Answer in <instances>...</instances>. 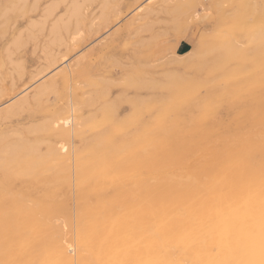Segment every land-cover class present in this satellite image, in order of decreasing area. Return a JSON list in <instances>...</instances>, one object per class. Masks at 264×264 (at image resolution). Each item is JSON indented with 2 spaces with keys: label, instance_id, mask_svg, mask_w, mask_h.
Segmentation results:
<instances>
[{
  "label": "rangeland",
  "instance_id": "374dc122",
  "mask_svg": "<svg viewBox=\"0 0 264 264\" xmlns=\"http://www.w3.org/2000/svg\"><path fill=\"white\" fill-rule=\"evenodd\" d=\"M162 1H164V0H155V1H151V0H25V1L24 0H0V137H1L0 142L2 140L0 145L5 148L2 150L0 149L1 151H4V152H0V155H1L0 158H3L5 155V157L3 159H7V160H3L5 163L3 161H0V167H1L0 168V176L2 177L3 175H6L7 176L6 179L8 180L4 184L1 185L2 186L1 188L3 190H5V194L4 195L2 194L4 197L2 200L3 202L1 201V203H3L2 209L4 211H11L12 210V207H11L12 201L15 199V197H18V195H20V197H19L20 199L22 196L21 200L19 198H16L17 200H20V205L22 207L21 208V214H22V216H24V218H28L32 221H35L36 224L33 228L30 227V229L28 228L29 226H25V231H24L25 232V239L23 242L19 241L18 243L21 245L25 244L23 246L26 247V251H28L27 253L37 252L43 257V258H41V256L39 257L38 264H39V262L40 263L42 262V264H44L46 262V260H44V257H50L49 259H51V256L53 257L54 252H53V249L50 250V248H54V250H55L54 246H56L55 244L58 243L57 240H59V242H61V240H62L61 237H63L62 235L66 234L67 236H72V234H73L72 231L74 230L75 225L79 226V224H80L79 213L80 214L85 213L88 209H92L93 207L97 206L98 209L95 208L96 209L95 212L96 213L99 212L98 213L99 215H97V216L105 217L107 215L106 213L108 211L106 210V208H104V206H107V202H108V205L115 204V202H118L115 205L119 206L120 208H123L125 205V202H123L124 199H118V201H116L115 199L114 200H112V199L118 193H121L122 191H128V190L136 189L138 186V181L136 182V179L137 178L139 179L140 178L139 176H142V177L152 176V178L149 177L148 180H151L153 182L152 183L153 186L155 183L154 187L157 188L156 191L160 190V192H157L155 194V197L152 200V201H157L159 199L156 203L152 202V204H153L152 208L154 207L153 209L155 210V208H159L161 206V208H159V209L166 212L172 207L176 208L177 206H182L185 208L186 207L189 208L190 206L198 205L203 198H212L213 197V196L209 195V194H211V195L215 194V192H213L212 190L216 191V194L218 192L217 199H219V195L222 193L224 194L223 197H220V198H222L221 199L222 201L225 199L224 197L228 198V199H225L223 202H225V201L228 202V200L230 202H232L233 200H238L239 193H241L245 187H247L251 183H253L252 180H254V179H252V177H251L252 175L249 176V174H254L255 172L257 173L259 170L261 171V169L264 170V168H263L264 166L261 165L262 163L264 164V155H263L264 154L263 153L264 152V138H263L264 137V97H263L264 96V81H263L264 80L263 79L264 78V70H263L264 69V64H263L264 63V55H262L264 53L263 52L264 49L262 48L259 50V48H256L258 45L256 41H251L248 37L238 35L239 36V37L237 36L238 42H239L238 45L241 46L240 43H242V45H246V46H241L242 49L246 50V47L249 49V51L248 50L246 51L249 53V54H247L248 57L246 55V57H244L246 59H244L243 57L234 58V60L231 59V61H233V62H228V64L227 63L225 64V62L229 61V60L224 58L225 56H227L225 44H224V47H223V45H221V44H223L222 42H225V41H223L224 39L222 37H224L228 41L229 38H235L237 33H239V32H237V30H235L233 32V28L231 29V25H233L232 23H234V21L242 20L243 22H245V24H248V22L252 23L256 19V17H255L256 14L252 13L250 8H248V10H250V12H248V10H247L248 13L246 12V10L242 11V9H243L242 3H244V0H240V2H239V0H238V2H235L236 0H198L197 2L199 4L197 3L194 6H192V5L189 6L188 0H178V1L177 0H165L164 2H162ZM179 1H181V2H179ZM183 1H184L185 5H184V3H182ZM185 1L187 2V4ZM249 1H250V4L255 5L253 2L254 0L253 1L248 0V2ZM255 1H256L255 7H257V10L259 12L264 7L263 6L264 0H255ZM160 2H162V3H160ZM178 2H179V5H181V3H182V6L184 8L179 6ZM155 3H156V6H155ZM164 3H166L167 5H165ZM74 4H75V6H74ZM149 5H152L153 11L151 9V11H150L151 13L150 12L149 13L144 12V9ZM175 5H176V7H174ZM236 5H238V7ZM77 6H78V8H77ZM160 6H162V7H160ZM239 6H240V8L242 7L241 10H240ZM192 7H194V8H192ZM52 8H54V9H52ZM171 8H173L175 10V12H174V10L172 11ZM182 8H183V10H182ZM190 8H192V9L190 10ZM232 8L238 9L240 11H238V10L234 11ZM160 10H163V11H160ZM70 11H72V12H70ZM178 11H180V13ZM185 11H186V13H184ZM156 12L158 13V15ZM171 12H172V14H171ZM69 14H71V16ZM140 14H142V15H141V18L139 19ZM178 14L180 16H178ZM222 14H224V15H222ZM239 14H241V16L243 18L241 16H239ZM252 14H253V16H251ZM210 15L211 16L213 15V16L210 17ZM232 15H233V17H232ZM220 16H221V18H218ZM229 17H231V18H229ZM234 18L237 20H233ZM59 19H61V20H59ZM138 19H139V21H138ZM216 19H217V21H216ZM59 21H60V24H59ZM65 21H67V23ZM220 21L222 22V24H224V26L221 29H220V27L222 26V24ZM62 22L64 24H62ZM36 23H38V24L36 25ZM20 30L22 32H20ZM226 32H228V34H230V35H227ZM214 34L215 35L217 34V37ZM17 36L20 38H18ZM209 37H211V38H209ZM237 38H235V39H237ZM241 39H243V40H241ZM248 40H249V44L245 43V42H248ZM205 41L209 42V44H210V42H212L213 45H211V44H210L211 46L209 44L206 45L207 43H205ZM181 42L185 45V47L183 49L178 48V45ZM251 42L255 43V45L254 44L250 45ZM152 44H154V45H152ZM201 44H202V46H201ZM204 44H205V47H204ZM252 45H253V47H251ZM214 46L215 47L217 46V47L213 48ZM201 48H205L206 50H203ZM209 48H212L211 51H213V49H214L213 53L208 51V50H210ZM218 48H220V49H218ZM250 48L251 49L253 48V49L251 50ZM198 49L199 50L201 49L200 50L201 52L204 51L201 59H200L201 55L199 54L201 52H199ZM222 49H223V51H222L223 54L221 52ZM257 49L259 51H261V53ZM188 50H191V51L193 50L192 51L193 52V55H192L193 59L191 57H187L184 59L183 58L180 59L177 57L176 54H182ZM195 50L198 52V55H195V54H197V52L194 53ZM208 52L211 53V55L207 54ZM255 52L257 53V55L259 54L260 56H257ZM220 54L224 55V57L221 56L223 58V59L221 58V61L217 60L220 58ZM214 55H216V56H214ZM249 55L251 56V58L249 57ZM254 56H256V57H254ZM144 57H145V59H144ZM206 57L209 59H207ZM216 57H217V59H215V60H217V61L214 60V58H216ZM194 58H196V60ZM261 58L263 59V61H261L262 60ZM185 59L187 60L186 61L187 64H186V62H184ZM235 59H239V60L237 61ZM253 59L256 60L255 63L253 62L254 61ZM193 60L195 62H193ZM198 60L199 61L201 60V62L200 63L197 62ZM203 60H204V62H207V63L209 62L208 64L210 66L212 65V67H209L208 64L206 66V63L204 64ZM223 60H226V61H223ZM242 60H244L245 62ZM158 61H160V62H158ZM68 62L72 63V64L75 63V64H73V67H72V69H74V73H75L74 77L72 79H69L67 74L65 72H62V71H65V64ZM216 62H219L220 64L218 65ZM221 62H223V64L226 65V67H224V65ZM189 63H190V65H189ZM196 63H198V64H196ZM201 63H203V65ZM212 63L217 64V65L215 64L216 65L215 69H214L215 65H213ZM241 63H243V64H241ZM259 63L261 65H258ZM221 64L223 67L221 66ZM244 64L245 65L247 64V65L245 66ZM252 64H253V70H252V66H250ZM186 65H189L188 68H186ZM200 65L203 67L201 68ZM237 65L239 67L241 65L240 71L238 69L239 67H236ZM256 65H258L257 69L255 68ZM228 66H230V67H228ZM199 67L201 69H203L205 67L203 69L204 71L200 69L199 71H201V72H199L198 71ZM217 67L219 70L217 69ZM196 68H197V71H196ZM210 68H211V70H215V71L210 72V70H208ZM229 68H230V70H229ZM247 69L249 72L246 71ZM236 70H238V71H236ZM206 71H209V72H206ZM230 72H232V73H230ZM234 72L236 73V75L234 74V76H232V74ZM239 72H241V73H239ZM175 73L176 74L178 73L177 75L181 76L182 78H180L179 76H176ZM196 73L198 74L197 76L199 78H197V76L194 75ZM208 73L209 74L211 73V74L209 75ZM222 73H224L226 78L222 77V75H223ZM238 73L240 75H238ZM246 73H247V75H245ZM250 73L251 74L253 73V74L251 75ZM254 73H255V75H254ZM258 73H259V75H258ZM170 74L175 75V77H174V75H173V77L175 78V82L177 84L174 82V78L169 77V76H171ZM218 74H220L221 76ZM260 74H262V75H260ZM131 75L133 77H131ZM192 75H193V77H195L194 80H192L193 79ZM217 75L219 78L217 77ZM248 75L252 76V77L255 76V78L254 77L251 78ZM166 77H169L170 79H172V81L171 80L170 81L172 82L173 88L169 85V81H168V86H170V88L168 87L169 89L167 87L166 88L164 87V86H167V84H165L163 86V84H162L163 82L166 81V83H167ZM186 77H187V79H185V81L188 80L187 82H189V80H191L192 82H189L188 84L184 83L182 80H184V78H186ZM215 77H216V80H215ZM196 78L198 80L199 79H203V80L198 81ZM234 78L235 79L237 78V79L234 80ZM179 79H181V80H179ZM213 79L215 81H213ZM252 79L254 81L256 80V82L252 83ZM258 79H259V81H258ZM131 80L133 82H131ZM141 80L142 81L145 80V81L141 82ZM151 80H152L153 84L156 81L157 82L162 81V83H161L162 85L160 83L156 82L155 87H153V89H152L153 84H152ZM204 80H206V81H204ZM207 80H209V81H207ZM222 80H224V82ZM240 80L243 82H241ZM245 80H247V81H245ZM134 81L136 83H134ZM137 81L138 82L140 81V82L137 83ZM193 81L196 83H194ZM219 81H220V83H219ZM235 81H237V82L235 83ZM147 82H150V83L147 84ZM171 82H170V84H171ZM198 82L199 83L202 82V84H199ZM207 82H208V84H207ZM210 82H212V83H210ZM145 83H146V86L148 89L145 88L146 87ZM173 83L176 85H174ZM178 83L183 85L184 88H186L185 86H188V85L190 86V83H191V85L194 84L196 86H194V85L191 86L192 88L194 87L193 91H192V89H190L191 87H189V89H187V91L189 90L188 92L185 91L186 89L183 88V90L185 91L184 92L183 90H181L182 86L179 87V89L181 91L178 89V87H177ZM197 83H198V85H197ZM204 83L206 86L204 85ZM240 83H242V84H240ZM131 84H133V85H131ZM213 84L215 86L217 85L218 87L217 86L215 87ZM258 84H260L261 86ZM148 85H152V86L149 87ZM157 85L163 86V87L160 86L162 89H160L159 86L157 87ZM200 85L202 87L201 89H200ZM203 85L205 87H203ZM248 85L250 86L249 88H248ZM136 86L138 89H135ZM139 86H141V87H139ZM244 87H246V89H245L246 91L244 90ZM41 88L42 89L44 88V91ZM140 88H141V90H140ZM195 88H197L196 89L197 91H198V89H200L198 92L199 94L195 93L196 92ZM234 88H235V90H234ZM260 88H261V90H260L261 92L258 91V89H260ZM165 89L167 90L166 92H165ZM173 89L176 90L175 94H174L175 90H173ZM214 89H215V91H214ZM247 89H248V91H247ZM178 90L180 91V94H178L179 93ZM242 90H244V92ZM41 91H43V92H41ZM168 91H170V93ZM182 91H183V93H186V94L182 95L183 94V93L181 94ZM216 91H217V93H215ZM236 91L237 92L239 91V92L237 93ZM39 92L41 94H39ZM189 93L191 95L195 94V95H193L195 98L193 96H190ZM230 93H233V94H230ZM122 94H124L125 97L121 96ZM137 94L139 95V97ZM140 94H142V95L140 96ZM149 94L151 95V98H154V99H151L148 96ZM169 94H173L171 98H169L171 96V95L169 96ZM176 94H177V96H175ZM26 95L28 96V103H23L22 99ZM155 95L156 96L159 95V96L156 98ZM181 95H182V97H181ZM185 95H186V97H184ZM197 95H199V96H197ZM107 96H109V97H107ZM119 96H121V97H119ZM126 96H127V99H126ZM134 96L138 97V98H135ZM143 96H145V97H143ZM173 96H175V97H173ZM189 96L192 98H190ZM207 96H209V97L207 98ZM211 97H213V98H211ZM221 97H222V99H221ZM240 97H241V99H238ZM186 98H188V100H190V101L186 100ZM193 98H194V100H192ZM202 98L205 100H203ZM256 98L258 101L256 100ZM135 99L136 100L139 99V100L136 101ZM140 99L143 100V102L144 101L149 102L148 104L151 103L152 104V105L150 104L151 106L155 105L154 108H156V109H153L154 110L153 111L152 110L153 107L149 106L147 104V102H144L142 104L141 103L142 101ZM157 99L159 101L161 100L160 103H158L159 101ZM163 99H165V101ZM169 99H171V100L174 99L172 102L174 105L171 106L172 103H170L171 100H169ZM177 99H178V101H177ZM180 99H181V101L183 100L181 104H180V102H181ZM199 99H202V100L200 101ZM231 99L234 101H232ZM113 100H114V102H113ZM131 100H132V102H134V101H136V102H134V104L132 103L133 105H131L130 103H128L129 101L131 102ZM148 100H150V101H148ZM126 101H128V102H126ZM138 101L139 102L141 101L140 102L142 105L141 108H138L141 106L140 103H138ZM174 101H176V103ZM206 101H207V103H206ZM212 101L214 104L212 103ZM216 101L219 103L220 102L224 103V104L220 103L222 105L221 106ZM226 101L227 102L229 101V102L227 103ZM250 101H251V104H248V103H250ZM166 102L168 104L170 103V106ZM183 102H185V103L183 104ZM187 102H193V103L186 104ZM204 102H205V105H204ZM241 102H242V104H241ZM244 102H245V104H244ZM70 103H74L76 105L77 109L79 108L77 110L76 114L81 118L82 131L85 130V132H83L79 138L75 137L73 139V144L75 146H78V148H80L81 151L85 150V152H83V155H85V153L87 155V152H86L87 147L86 146H89L92 144L94 145L96 142L99 145L98 150H99V148H101L105 152H106L105 147H107V148L111 147L113 144V146L111 148H109L111 156H113V155L115 156V155L119 154L120 156L124 157V155L126 154L125 157H127L126 159H128V160H126V162L127 163L130 162V163H128V165H126V167L128 166L127 167V174H125L123 176L124 178L123 177L113 178V177H109V176H103L98 180V184L96 183L93 185V184H91V183L89 184L88 182L85 181L86 184L88 183V185H86L84 182V183H82L84 186L82 184H81L82 186L80 184H78L76 187H74L73 186L74 185L73 179H71V174L69 173L70 172L69 167L65 166V164H61V163H58L55 161L53 162V160H51V161L50 160H44L43 161V159L45 158L44 156L46 155L45 152L48 151V147L51 144L49 142L53 143L51 145H55L57 140H59V138H60V136H59L60 130L51 129V121L53 120L52 118H56V116H57V118L61 117V116H65L67 114V108L69 107ZM113 103L116 104V106H118V108L116 106L111 107V104H113ZM118 103L119 104L122 103L124 107L122 106V104L119 105ZM177 103H179L181 106L183 104V106L180 107V109H179L180 105ZM163 104H164V106L168 105V107L167 108H166V106L164 107ZM193 104H195V105H193ZM209 104H210V106H209ZM108 105H110V107ZM217 105L221 106L222 108L217 106ZM131 106H133V107H131ZM159 106H161V107H159ZM187 106H188V108H187ZM212 106H213V108H212ZM216 106L219 107V109ZM214 107H215V109H217L216 110L217 112L214 111ZM109 108L112 110L114 108V110L110 111ZM135 108H138L139 110L135 109ZM143 108H145V110H143ZM206 108H208V109H206ZM118 109L121 111H118ZM130 109H131V111H130ZM167 109L169 110V112H168L169 114L167 113V111H168ZM171 109H173L174 112ZM181 109L183 112L181 111ZM141 110H143V111H141ZM188 110H189V112H188ZM201 110H203V111H201ZM208 111L212 114V116L210 115V113H207ZM213 111H214V113H213ZM112 112L115 114H112ZM130 112H132L133 114H135L136 112H139L138 113L139 115L138 114L133 115L132 113L129 114ZM142 112H143V114H142ZM161 112H162V114H161ZM179 112H180V114H179ZM200 112H201V115H200ZM220 112L222 114H220ZM255 112L257 113V115ZM126 113L128 114L127 117H130L129 120L127 118H125L126 116L124 117V114H126ZM171 113L176 114V115L179 114L180 117L178 115L177 116L175 115L176 116V118H175V116L173 114L171 115ZM185 113H186V115H185ZM217 113H219L218 114L219 116L217 115ZM252 113H253V115H252ZM207 114L209 117L207 116ZM166 115H168L167 117H169V121H168L167 117H166L167 120L165 119ZM169 115H171V116H169ZM152 116H154L155 118H153ZM240 116H242L244 118L242 119V117H240ZM249 116L251 117V119ZM253 116H255V117H253ZM182 117H183V121H182ZM191 117L194 121L195 120H197V121L194 122L193 120H191ZM257 117H258V119H257ZM161 118H164V120H161ZM179 118H181V119H179ZM185 118H186V121H185ZM124 119L128 120V121L123 122V121H125ZM172 119H174V120H172ZM221 119H222V121H221ZM91 120L93 122L95 120V122L92 124ZM139 120H142V122ZM180 120H181V122H180ZM206 120H208V121H206ZM84 121H85V123H84ZM90 121H91V123L86 124V122H90ZM132 121L135 122L134 125H133ZM152 121H155L154 122L155 124ZM166 121H168V122H166ZM171 121L174 123H172ZM176 121H178V124ZM198 121L201 122L202 126H201L200 122H198ZM202 121H204V122H202ZM250 121H251V123H250ZM253 121H254V123H253ZM102 122H103V124H102ZM118 122L121 123L122 125L119 124V126H118ZM145 122L147 124L150 123L151 125L150 126H148L147 124L145 125ZM187 122L188 123L190 122L189 123L190 125ZM205 122H207L206 123L207 125L209 123L208 127H206L207 125H205ZM220 122H222V123H220ZM243 122H244V124H243ZM136 123L139 125H137ZM158 123H161V125L162 126L164 125V126L161 127V125ZM224 123H226V124H224ZM231 123H232V126H231ZM235 123L238 125H236ZM42 124H43V127H45V128L42 127ZM116 124H117V126H116ZM123 124H125V125H123ZM128 124H130V125H128ZM215 124H217L218 126ZM155 125H159V126H155ZM244 125H245V128H243ZM37 126L38 127L41 126V129H45V130L48 129V131L44 132L43 130H41ZM140 126H142V127H140ZM34 127L38 128V129L35 130ZM47 127H49V128H47ZM90 127H92V128H90ZM119 127H121L122 131H118ZM153 127L156 129L154 130ZM159 127H160V131H159ZM176 127H177V129H176ZM201 127H202V129H201ZM233 127H235V128H233ZM246 127L248 128V130H246L247 129ZM104 128H107V130L105 129V131H104ZM129 128L130 129L132 128V129L130 130ZM148 128L152 129V130H148ZM240 128L242 130L239 131ZM49 129H51V130L49 131ZM138 129H139V131H138ZM142 129H144V130H142ZM200 129L202 130V132ZM52 130H53V132H51ZM97 130L100 132L102 131L101 133H103V135L97 136L99 134L101 135L100 132H99V134L97 133L98 132ZM126 130H128V131H126ZM140 130L145 134V136L148 134L146 136V138L144 137V134H142V132ZM182 130H183V132H182ZM187 130L190 132H188ZM154 131L156 133H154ZM226 131L229 134L226 133ZM118 132H119V134H118ZM169 132H171V133H169ZM192 132L193 133L195 132L194 133L195 135ZM203 132L205 133V135ZM121 133H123L125 136ZM128 133H129V135H128ZM149 133L152 134V137H154L153 139L151 137V134L149 135ZM167 133H169V134H167ZM248 133L250 134V136ZM83 134H85V135H83ZM93 134H94V136H95V134H97L96 135L97 137H93ZM106 134L110 137H108ZM130 134L131 135L133 134L132 137ZM157 134L160 137L162 136V139L159 136H157ZM180 134H182V135H180ZM189 134H191V135H189ZM226 134H227V136H226ZM113 135L114 136L116 135V136L113 137ZM134 135H137V136H134ZM140 135H142V136L140 137ZM245 135H246V137H245ZM259 135H261V136H259ZM50 136H51V138H50ZM54 136H56V137H54ZM117 136H118V138H117ZM155 136H157V137H155ZM170 136L172 138H170ZM204 136H206V137H204ZM220 136H223V137H220ZM229 136H231V137H229ZM241 136H242V138H240ZM87 137L89 138L88 141L90 143L86 140ZM90 137L91 138L93 137L92 140ZM101 137L103 138V140ZM163 137H165V140H163L164 139ZM200 137H201V139H200ZM215 137L216 138L218 137V138L216 139ZM40 138H41L42 142H40L41 141ZM83 138H84V140H83ZM97 138H101V140H98ZM122 138H124V139H122ZM137 138H139L138 142H136ZM140 138L143 141L140 140ZM168 138H170L171 140ZM187 138H189V140ZM211 138H212V140L210 142ZM18 139L19 140L23 139L20 142L21 145L18 144L19 145L18 149H19V151H22L24 153L26 151L24 149H22V148H24L23 145H26L25 149H26V147L28 149L29 147L35 146V148H36V146H39V147H37L39 149H36V152L39 151L38 153H39V155L40 154L41 155L39 157L38 153H36L37 155L35 156V159L38 160V162L41 161V162H44L45 164L43 163V164H41L42 165L41 166L40 162L37 163V165L38 164L40 165V167H37L38 168L37 169L36 168L37 165L34 166L29 161H24L21 159L18 160V158L20 156L16 154L17 150L15 151L13 149L15 155L13 154V151L11 150L14 147L16 148V145H17L16 143L19 142ZM116 139H117V141H116ZM119 139H121V140H119ZM125 139H127V141ZM147 139H149L148 140V141H150L149 143H148V141H146ZM158 139H159L160 144H158L159 143ZM122 140L124 142L126 141L127 144L128 143L130 144L131 142L132 143L129 146V144L127 145ZM152 140H154V141H152ZM161 140L163 141V143ZM167 140H169V141H167ZM177 140H179V141H177ZM185 140H188V141H185ZM213 140H215V141H213ZM225 140L227 142H225ZM10 141H11V143H10ZM12 141H14V142H12ZM37 141H39V142H37ZM102 141H105V142H102ZM134 141H135V145H133ZM140 141H142V143ZM206 141H208V142H206ZM222 141H224V142H222ZM233 141H235V142H233ZM5 142L9 143V145L10 144H13V145L16 144V145L14 147L12 145L9 146ZM22 142H23V144H22ZM24 142L27 143L28 146ZM91 142H93V143H91ZM107 142H108V145H105V144H107ZM114 142H116L117 147H116V145H114L115 144ZM118 142H123L124 144L121 145V143H118ZM145 142H147V143H145ZM250 142L253 144L254 148L251 146L252 144H250ZM36 143H38V144H36ZM39 143H41V144H39ZM182 143H184L185 145ZM237 143H238V145H237ZM246 143L247 144L249 143L250 145L249 144L247 145ZM125 144H126V146H125ZM234 144H235V146H234ZM6 145L8 147H10V149ZM153 145H155L156 148H154ZM158 145H160V146H158ZM218 145H220V146H218ZM240 145H242V146L244 145V146L242 147ZM256 145H258V146H256ZM1 146H0V148H2ZM84 146H85V148H84ZM123 146L126 147L125 148L126 151L124 149H122V148H124ZM147 146L152 147V148H148ZM157 146H158V148H157ZM205 146H207L208 148ZM238 146H240V147H238ZM203 147L205 150L203 149ZM233 147L235 148V151H234ZM6 148H8L10 150V152H12V154H13L12 156L10 155L11 153L9 154L10 156H8L7 153L9 152V150H7ZM114 148L115 149L119 148V149L115 150ZM128 148H130V149L128 150ZM145 148H147V149H145ZM164 148L167 150H165ZM200 148H201V150H200ZM238 148L239 149L241 148V149L239 150ZM247 148H248V151H245V150H247ZM113 149L116 152H114ZM160 149L163 150V152ZM170 149H171V151H170ZM189 149H191V150H189ZM102 150H99V152ZM122 150L124 153L121 152ZM130 150H133L135 153L132 154L133 151H130ZM150 150L154 154L158 153V156L153 154V158H155V159H153L152 157H146V156L152 155L151 154L152 152ZM249 150H251V151H249ZM258 150H259V152L257 154L256 151H258ZM19 151H17V152H19ZM43 151L45 154L43 153ZM104 151L100 152V154H104ZM117 151H119V153H117ZM127 151L130 153H126ZM192 151L196 154L192 153ZM212 151H214V152H212ZM147 152H149V153H147ZM167 152H169V154ZM185 152H189V153L186 154ZM216 152H218L217 154L218 155L220 154V155L219 156L216 155ZM247 152L249 153V155L247 154ZM136 153H139V154H136ZM202 153H204L205 155ZM213 153H215V155ZM233 153H235V155H237V157L234 156ZM250 153H252V155ZM182 154L185 155V157ZM188 154L191 155V157H189ZM208 154L209 155L211 154V155L209 156ZM212 154H213V156H212ZM242 154H244V155H242ZM253 154H255V156ZM34 155H32V156H34ZM142 155H143V157H142ZM173 155H174L175 159L177 157L179 158V159H176L177 162L179 160L178 163H176V161L174 160V157H172ZM180 155H181V157H180ZM202 155L206 161L203 160L204 158L202 157ZM261 155H262V157H261ZM13 156H14V158H16L15 160H14ZM129 156H131V157L133 156V157L131 158ZM198 156H199V158L197 159ZM206 156L210 157L211 159L206 157ZM239 156H243V157H241L242 159ZM245 156L247 157V160H246ZM253 156H254V158H253ZM138 157H140V158H138ZM156 157H157V160H156ZM158 157H159V159L162 158V161L161 160L159 161ZM187 157H189V160H187L188 159ZM213 157L215 160L213 159ZM224 157H227V158H224ZM135 158H137L139 161L137 159L135 160ZM150 158H151V160H153V162L151 160H149L152 163L148 162V159H150ZM223 158L227 159V160H224ZM232 158H233V160H232ZM8 159L9 160L11 159L13 161H11V160L9 161ZM141 159H142V161H140ZM193 159L195 162L193 161ZM240 159H241V162H240ZM248 159H249V161H248ZM253 159H255V160H253ZM166 160H168V161H166ZM169 160H171L173 165H176V166L173 167V165H170L172 163L169 162ZM212 160H214V162ZM14 161L16 162V164ZM17 161H18V164H17ZM112 161H113V159H112ZM165 161L167 163H165ZM197 161H198V163H197ZM12 162H14V164ZM161 162H163V163H161ZM236 162H238V163H236ZM247 162H249V163H247ZM250 162L253 164H251ZM48 163H51V164H49L50 166L48 165ZM164 163L167 166L166 169L168 168L171 171L170 170L168 171V169L165 170ZM179 163L182 165H180ZM201 163H203V164H201ZM212 163H214V164H212ZM221 163H223V164H221ZM235 163L237 165H235ZM1 164H2V166H1ZM56 164L61 169L58 168ZM152 164H153V166H152ZM157 164L161 168L158 167L155 169V167L158 166ZM160 164H163V165L161 166ZM192 164L194 165L193 167H192ZM197 164H198V166H197ZM53 165H56V168ZM148 165H149V167H148ZM168 165H170V166L168 167ZM189 165L192 168L188 167ZM233 165H234V167H233ZM249 165H250V168H249ZM6 166L8 167L7 170L9 169L8 173L6 172V169H4L5 171L3 170V168H6ZM12 166L15 168L12 169ZM19 166H21L20 170L22 168L23 170H21V171H23L24 173L19 174V172H21L20 170H18ZM52 166H53V168H52ZM129 166H130L131 170L129 169ZM151 166H152V168L148 169ZM180 166L182 167V170H181ZM218 166L219 167L221 166L220 169ZM222 166L223 167L225 166V167L223 168ZM255 166H256V168H255ZM141 167H143V168H141ZM187 167H188V169H186ZM201 167L203 168V170H201L202 169ZM229 167H230V169L232 168V170H234V169L235 170L234 171L231 170L232 171L231 172V171H229L230 170ZM243 167H244V169H243ZM251 167L253 170H251ZM260 167H261V169H259ZM62 168H65V169H62ZM140 168L144 169V170L142 171ZM175 168L178 170L174 171L173 169H175ZM212 168L215 171L212 170ZM159 169H160V171H161V169H162V171L164 170L163 173L161 171L162 174L160 173ZM184 169H186V170H184ZM195 169H197V170H195ZM237 169L240 172H237ZM254 169H256L257 171L256 170L254 171ZM44 170L45 171L48 170V171H46L47 174L45 173ZM136 170H137V172H134ZM138 170L141 172L140 175H138L140 173ZM153 170H154V172H153ZM188 170H189V172H188ZM198 170H200V171H198ZM250 170L253 172H251ZM9 171H11L12 173ZM27 171H29L30 173H28ZM57 171L58 172L61 171V172L58 173ZM66 171H69V172H66ZM201 171H203V172H201ZM213 171H214V173H213ZM218 171L220 172V174ZM225 171L228 173L230 172V174L226 173ZM260 171H259V174L255 173V175H257V178L260 176L264 177L262 175V174H264V171H263V173L261 171V174H260ZM48 172H50V174ZM152 172H153V174H152ZM62 173H64V174H62ZM142 173L144 174V176ZM148 173H150L151 175ZM216 173H218V174H216ZM221 173H223V174H221ZM231 173L234 175H232ZM14 174H15V176H14ZM135 174H137L138 176H135ZM155 174H157L158 176H160V175L161 176L158 177ZM163 174H165V175L163 176ZM203 174H205V175H203ZM199 175H200V177H199ZM217 175H219L220 177ZM35 176L37 178H34ZM201 176H202V178H201ZM221 176H223L225 178H223ZM233 177H235V178H233ZM262 177H260L261 179L258 178L257 181H255V182L256 183H259L262 181L264 182V178L262 179ZM63 178L65 181L60 180ZM125 178H127L128 180H125ZM159 178L162 181L159 180V182H157ZM199 178L202 180H200ZM209 178H211L210 179L211 181H209ZM70 179H71V182H70ZM129 179H131V180H129ZM132 179L133 180L135 179V181L133 182ZM220 179H222V180H220ZM246 179H247V181H246ZM66 180H69V181H67V183H65ZM216 180H218L220 182L217 183ZM224 180L226 181V183L224 182ZM249 180H251L250 183H249ZM228 181H229V183H227ZM240 181L243 183H246V185H243V183H242L240 186V183H241ZM244 181H246V182H244ZM38 183H39V185H38ZM40 183H43V184H40ZM49 183H50V185H49ZM121 183H122V185H121ZM133 183H135V185L137 183V185L135 186ZM199 183H200V186H199ZM15 184H17V185H15ZM129 184H130V186H129ZM132 184H133V186H132ZM236 184H238L240 187ZM67 185H68V188H67ZM70 185H72L71 188H70ZM119 185H121L122 188ZM156 185H158V186H156ZM178 185H180V186H178ZM214 185H216V186L218 185L219 187L217 186V189H216V186H214ZM115 186H116V188H115ZM117 186L119 189L117 188ZM185 186H188V188ZM189 186L191 189L196 186L195 191L193 192L189 188ZM202 186L204 187V189ZM123 187H124V189H123ZM234 187H235V189H234ZM62 188H63V190H62ZM159 188H161V189H159ZM167 188H168V190H167ZM180 188H182V189H180ZM185 188H186V191H184ZM200 188H201V190H200ZM53 189H54V195H52ZM60 190H62V191H60ZM169 190H170V192H169ZM181 190H182V193L184 192L183 195L185 194V192H187L189 190L190 192L188 191L185 194V197H187V198L191 197V198L190 199L184 198V196H182ZM193 190H194V188H193ZM222 190L224 192H222ZM6 191L10 192V195H7L8 199L6 197V193H7ZM102 191H104L105 193ZM162 191H164V192H162ZM165 191H166V194H169V193L172 194L173 193V195H178V197L176 198V196H175L174 199L168 200V196H169V198H172L171 196H173V195L170 196V194H169L166 196L164 194ZM196 191H197V193H195ZM205 191H207V192L211 191V192L206 193ZM225 191H227V192H225ZM174 192L177 194H174ZM200 192L201 193L203 192L205 195L204 194L199 195ZM38 193H40V194L38 195ZM113 193H114V195H113ZM162 193L164 194V197H167L168 201L166 199L164 200V197H161V196H163ZM178 193H180V195L182 197ZM7 194H9V193H7ZM30 194H31V196H30ZM59 194H60V197H59ZM26 195L28 196L29 200H26V202H25V199H27ZM56 195H57V197H56ZM74 195H76V196H74ZM109 195H112V196H109ZM100 196H102V197H100ZM179 196L181 198H179ZM194 196H195V198H194ZM199 196H201L203 198H201V197L199 198ZM227 196H230V197L232 196L234 199L233 198L230 199V197H227ZM106 197H107V200H104ZM215 197L216 196L214 195V198ZM4 198L6 200H4ZM23 198H25V199H23ZM32 198L35 200H33ZM45 198H48V199H45ZM60 198H61V201H60ZM160 198H161L163 204L160 201ZM175 198L177 199V201ZM36 199H38V200H36ZM62 199H64V200H62ZM39 200H40V202H38ZM88 200L90 202H88V204L87 203L85 204V202H87ZM4 201H6V202H4ZM23 201L25 202V204L23 203ZM32 201H33V203H32ZM42 201H46V202H42ZM59 201L61 202V204ZM82 201H85V202H82ZM233 202L235 203L237 201H233ZM26 203H28L29 205ZM37 203H39V204H37ZM40 203H43V206L40 205ZM168 203H170V204H168ZM35 204L37 205L36 208H35V206H36ZM64 204L68 205V206H65ZM97 204H100V205L98 206ZM25 205H27L26 208H25ZM33 205H35V206H33ZM56 205H58V206H56ZM89 205H90V207H88ZM59 206H60V208H59ZM83 206L86 208H84ZM100 206H102V207H100ZM53 208L56 210V212H55V210H53ZM66 208H67V210H66ZM103 208L105 211L103 210ZM30 209H32L33 211H30ZM40 209L44 210L43 213H42V211L37 212ZM79 209H80V211H79ZM150 209L146 208V211L148 210V212H151ZM46 210L47 211L50 210V212H47ZM154 210H152V212ZM51 211H52V213H51ZM57 212H59L58 215H60V216L57 215ZM49 213H51V215L53 214L52 216H54V217H52L50 215L49 216L50 218H49L47 216V215H49ZM44 214H46V215H44ZM65 214H66V216H65ZM55 215L57 218H55ZM51 217L53 218V220L56 219L54 221L56 224L53 222L54 223L53 227H52L53 224H50V223H52ZM39 219H41L42 221ZM49 219H50V221H49V223H47ZM42 222H43V225H42ZM44 222L47 223V225L49 224L51 227H49V225L48 226L45 225ZM13 223H14L13 219H11V217H7L5 220V227H9V226L13 225ZM18 225L20 226L21 224L18 223ZM44 226H47V227H45V229H44ZM56 226L58 228H56ZM23 227L24 226L20 227V229ZM60 227L62 228V230ZM28 230H29V232H28ZM54 230H56V232ZM42 231H44V232H42ZM59 231H61V232H59ZM49 232H51V233H49ZM52 232H54V233H52ZM3 233H4L3 229L2 230L0 229V237H3ZM28 233H30V234H28ZM32 233H34V234H32ZM39 233H41L40 234L41 236L39 235ZM44 233H46V234H44ZM51 236H53V237H51ZM48 237L49 238L51 237L52 239L51 238L49 239ZM39 238H40V240H39ZM152 238H153L152 236L150 238H146V239L144 238L143 239L144 243L142 241L141 243L143 245H141V246H144V244L148 240H152ZM48 239H49V243L51 241H53L54 239H56V241H53L56 243H54V245H53V242H51V245H49V243H46V242H48ZM28 240H30L32 242H29ZM34 240L37 242L39 240V242L38 243L34 242ZM33 242L35 243V245H33L34 244ZM48 245H49V247H48ZM31 246H34V247L37 246L38 249L36 247H35V249H34V247L31 248ZM45 246L47 248H49V249H46L47 252H46V250H43V248L45 249ZM167 247H168V249L171 248L170 245ZM174 248L175 247L172 246V251L174 250L175 256H178L179 255V249L177 247H176L177 250H176V248L175 249ZM218 249H219V247L217 245L216 246L211 245L209 250H211L210 251L211 254L216 255ZM44 251H45V253H44ZM85 254L89 255L88 251H86ZM143 257H146V256H142L141 260H144V259L146 260V258H143ZM40 259L41 260L43 259V260L41 261ZM183 259H182V261H183ZM182 261H181V264H190V262H191L188 259L186 260V258L183 261L185 263H183ZM186 261H190V262L186 263ZM191 264H193V263L191 262Z\"/></svg>",
  "mask_w": 264,
  "mask_h": 264
},
{
  "label": "bare ground",
  "instance_id": "6f19581e",
  "mask_svg": "<svg viewBox=\"0 0 264 264\" xmlns=\"http://www.w3.org/2000/svg\"><path fill=\"white\" fill-rule=\"evenodd\" d=\"M25 1V0H24ZM151 1H155V0H151ZM165 1V0H164ZM164 1H162V2H164ZM178 1V0H177ZM198 0H188V4H189V6H194V5H196L198 2H197ZM251 1H253V0H251ZM105 2V1H104ZM162 2H160V3H162ZM179 2H181V1H179ZM179 2H178V5H179ZM186 2V1H185ZM234 2V1H233ZM232 2V3H233ZM235 2H238V0H236ZM239 2H240V0H239ZM243 2V1H242ZM254 2V4L256 5V1L254 0L253 1ZM261 2V1H260ZM171 3V2H170ZM182 3H184V1L182 2ZM182 3H181V5H179V6H181V7H183L182 6ZM231 3V2H230ZM263 3H264V1H263ZM165 5H167L166 3H164ZM186 4H187V2H186ZM199 4V3H198ZM238 4V3H237ZM240 4V3H239ZM261 4V3H260ZM154 5V4H153ZM159 5V4H158ZM162 5V4H161ZM184 5H185V3H184ZM230 5V4H229ZM255 5H252V4H250V1L248 2V0H244V3H242V6H243V9H242V11H245L246 10V12H247V10H248V8H250V10L252 11V13H254V14H256V19H255V21L254 22H252V23H250V22H248V24H245V22H243L242 20H237V19H233V20H237V21H234V23H232L233 25H231V29L233 28V32L235 31V30H237V32H239V33H237V35L235 36V38H237V36L239 35V36H245V37H248L251 41H256L257 42V47L256 48H259V50L260 49H264V7L261 9V11H259L258 12V10H257V7H255ZM51 6V5H50ZM74 6H75V4H74ZM155 6H156V3H155ZM237 7H238V5H236ZM241 6V5H240ZM240 6H239V8H240ZM263 6H264V4H263ZM160 7H162V6H160ZM174 7H176V5L174 6ZM178 7V6H177ZM200 7V6H199ZM49 8V7H48ZM77 8H78V6H77ZM166 8V7H165ZM169 8V7H168ZM184 8V7H183ZM183 8H182V10H183ZM186 8V7H185ZM192 8H194V7H192ZM192 8H190V10L192 9ZM203 8V7H202ZM234 8V7H233ZM232 8V9H233ZM242 8V7H241ZM241 8H240V10H241ZM52 9H54V8H52ZM72 9V8H71ZM151 9H152V5H149V6H147L145 9H144V12H147V13H149L150 11H151ZM162 9V8H161ZM172 9V11L174 10L173 8H171ZM178 9V8H177ZM181 9V8H180ZM179 9V10H180ZM73 10V9H72ZM169 10V9H168ZM187 10V9H186ZM189 10V9H188ZM234 11L235 10H238V9H233ZM240 10H238V11H240ZM250 10H248V12H250ZM152 11H153V9H152ZM156 11V10H155ZM160 11H163V10H160ZM171 11V10H170ZM214 11V10H213ZM70 12H72V11H70ZM76 12V11H75ZM174 12H175V10H174ZM179 13H180V11H178ZM183 12V11H182ZM210 12V11H209ZM237 12V11H236ZM235 12V13H236ZM247 12V13H248ZM79 13V12H78ZM146 13V14H147ZM151 13V12H150ZM157 13V12H156ZM184 13H186V11L184 12ZM183 13V14H184ZM188 13V12H187ZM211 13V12H210ZM171 14H172V12H171ZM243 14V13H242ZM49 15V14H48ZM70 16H71V14H69ZM77 15V14H76ZM141 15L142 14H140L139 15V19L141 18ZM145 15V14H144ZM157 15H158V13H157ZM193 15V14H192ZM222 15H224V14H222ZM235 15V14H234ZM78 16V15H77ZM102 16V15H101ZM178 16H180L179 14H178ZM213 16V15H212ZM211 15H210V17H212ZM239 16H241V14H239ZM251 16H253V14L251 15ZM69 17V16H68ZM143 17V16H142ZM232 17H233V15H232ZM242 17V16H241ZM240 17V18H241ZM218 18H221V16L220 17H218ZM229 18H231V17H229ZM237 18V17H236ZM243 18V17H242ZM71 19V18H70ZM133 19V18H132ZM136 19V18H135ZM139 19H138V21H139ZM144 19V18H143ZM249 19V18H248ZM59 20H61V19H59ZM247 20V19H246ZM135 21V20H134ZM216 21H217V19H216ZM231 21V20H230ZM249 21V20H248ZM66 23H67V21H65ZM136 22V21H135ZM221 22V21H220ZM247 22V21H246ZM130 23V22H129ZM159 23V22H158ZM219 23V22H218ZM217 23V24H218ZM227 23V22H226ZM250 23V24H249ZM38 23H36V25H37ZM59 24H60V21H59ZM62 24H64L63 22H62ZM172 24V23H171ZM221 24H222V22H221ZM67 25V24H66ZM76 25V24H75ZM58 26V25H57ZM224 26V24H222V26L220 27V29L222 28ZM65 27V26H64ZM77 28V27H76ZM51 29V28H50ZM58 29V28H57ZM104 29V28H103ZM118 29V28H117ZM141 29V28H140ZM20 32H22L21 30H20ZM217 33V32H216ZM221 33V32H220ZM224 33V32H223ZM218 34V33H217ZM217 34L215 35L216 37H217ZM226 34L227 35H230V34H228V32H226ZM97 35V34H96ZM225 35V34H224ZM77 36V35H76ZM238 36V37H239ZM18 37V36H17ZM214 37V36H213ZM215 37V38H216ZM18 38H20V37H18ZM161 38V37H160ZM209 38H211V37H209ZM214 38V39H215ZM224 40L223 41H225V42H222L223 44H221V45H223V47H224V44H225V46H226V54H227V56H225L224 57V55H222L223 54V49L221 50V52H222V54H220V58L219 59H217V57L216 58H214V60L215 59H217V60H220L221 61V58L222 57H224L225 59H227V60H229V61H226V60H223V61H226L225 62V64L227 63L228 64V62H233V61H231V59H233L234 60V58H238V57H246V55L247 54H249L248 52H246L247 50L249 51V49L246 47V50L245 49H242L241 48V46H246V45H242V43H240L241 44V46H239L238 44H239V42H238V38L237 39H235V38H229V40L227 41L224 37H222ZM16 39V38H15ZM241 40H243V39H241ZM59 41V40H58ZM57 41V42H58ZM111 41V40H110ZM202 41V40H201ZM16 42V41H15ZM158 42V41H157ZM243 42V41H242ZM110 43V42H109ZM202 43V42H201ZM205 43H207L206 45H208L209 44V42H206L205 41ZM215 43V42H214ZM245 43H248L249 44V40H248V42H245ZM210 44L211 45H213V43L212 42H210ZM209 44V45H210ZM247 44V45H248ZM251 44H254L255 45V43H250V45ZM152 45H154V44H152ZM197 45V44H196ZM210 45V46H211ZM249 45V46H250ZM65 46V45H64ZM201 46H202V44H201ZM218 46V45H217ZM216 46V47H217ZM196 47V46H195ZM204 47H205V44H204ZM208 47V46H207ZM215 46L213 47V48H216ZM219 47V46H218ZM221 47V46H220ZM251 47H253V45L251 46ZM141 48V47H140ZM150 49V48H149ZM201 49H203V50H206L205 48H201ZM200 49V50H201ZM210 50H208V51H210V52H212L213 53V51H214V49H213V51H211L212 50V48H209ZM218 49H220V48H218ZM251 49V48H250ZM253 49V48H252ZM251 49V50H252ZM104 50V49H103ZM146 50V49H145ZM199 50V49H198ZM199 50V52H201ZM256 50V49H255ZM258 50V49H257ZM258 50V51H259ZM193 51V50H192ZM191 50L190 51H187L186 53H183V54H176L177 55V57L178 58H180V59H184V58H187V57H191L192 59H193V57H192V55H193V52H192ZM216 51V50H215ZM141 52V51H140ZM195 52H197L196 50L194 51V53ZM204 52V51H203ZM203 52H201V53H199L200 55H201V57H200V59L202 58V54H203ZM252 52V51H251ZM260 53H261V51H259ZM264 52V51H263ZM256 53V52H255ZM254 53V54H255ZM149 54V53H148ZM147 54V55H148ZM154 54V53H153ZM207 54H210L211 55V53H207ZM11 55V54H10ZM48 55V54H47ZM195 55H198V52H197V54H195ZM256 55H257V53H256ZM262 55H264V53L262 54ZM209 56V55H208ZM214 56H216V55H214ZM213 56V57H214ZM219 56V55H218ZM222 56V57H221ZM253 56V55H252ZM257 56H260L259 54L257 55ZM82 57V56H81ZM139 57V56H138ZM168 57V56H167ZM247 57H248V55H247ZM249 57L251 58V56L249 55ZM254 57H256V56H254ZM45 58V57H44ZM64 58V57H63ZM141 58V57H140ZM199 58V57H198ZM207 58V57H206ZM253 58V57H252ZM144 59H145V57H144ZM195 60H196V58H194ZM207 59H209V58H207ZM206 59V60H207ZM223 59V58H222ZM244 59H246V58H244ZM248 59V58H247ZM257 59V58H256ZM262 59V58H261ZM83 60V59H82ZM170 60V59H169ZM205 60V61H206ZM211 60V59H210ZM209 60V61H210ZM217 60H215V61H217ZM235 60H239V59H235ZM241 60V59H240ZM250 60V59H249ZM254 60V59H253ZM52 61V60H51ZM147 61V60H146ZM187 60L185 59V61L184 62H186ZM189 61V60H188ZM208 61V60H207ZM242 61H244V60H242ZM255 61L256 60H254L253 62L255 63ZM261 61H263V59L261 60ZM76 62V61H75ZM158 62H160V61H158ZM166 62V61H165ZM169 62V61H168ZM190 62V61H189ZM193 62H195L194 60H193ZM197 62H201V60L199 61H197ZM241 62V61H240ZM245 62V61H244ZM251 62V61H250ZM21 63V62H20ZM203 63L205 64L206 63V66H207V64L209 63H207V62H204V60H203ZM203 63H201L202 65H203ZM214 63V62H213ZM212 63V64H213ZM218 65L220 64L219 62H216ZM215 63V64H216ZM222 64H223V62H221ZM253 63V64H254ZM73 64H75V63H73ZM73 64L72 63H66L65 64V71H62V72H65L66 74H67V76H68V78L69 79H72L73 77H74V69H72V67H73ZM139 64V63H138ZM162 64V63H161ZM169 64V63H168ZM186 64H187V62H186ZM196 64H198V63H196ZM195 64V65H196ZM211 64V63H210ZM215 64H213V65H215ZM216 64V65H217ZM222 64H221V66H222ZM237 64V63H236ZM241 64H243V63H241ZM253 64L252 65H250V66H252V70H253ZM264 64V63H263ZM146 65V64H145ZM189 65H190V63H189ZM189 65H186V68H188V66ZM193 65V64H192ZM194 65V66H195ZM209 65V64H208ZM216 65H215V67H214V69L216 68ZM224 65V64H223ZM232 65V64H231ZM245 65V64H244ZM243 65V66H244ZM247 65V64H246ZM245 65V66H246ZM255 65V64H254ZM258 65H261L260 63L258 64ZM258 65H256V69H257V66ZM17 66V65H16ZM162 66V65H161ZM169 66V65H168ZM199 66V65H198ZM201 66V65H200ZM205 66V65H204ZM249 66V67H250ZM263 66V65H262ZM131 67V66H130ZM203 66H201V68H202ZM209 67H212V65L210 66L209 65ZM223 67V66H222ZM224 67H226V65H224ZM228 67H230V66H228ZM235 67V66H234ZM236 67H239L238 65L236 66ZM240 67H241V65H240ZM240 67L238 68L239 69V71L241 70L240 69ZM260 67V66H259ZM258 67V68H259ZM136 68V67H135ZM141 68V67H140ZM200 67H199V69H198V71L201 69ZM205 68V67H204ZM203 68V69H204ZM245 68V67H244ZM251 68V67H250ZM249 68V69H250ZM76 69V68H75ZM116 69V68H115ZM203 69H201V70H203ZM213 69V68H212ZM217 69H218V67H217ZM216 69V70H217ZM246 69V68H245ZM262 69V68H261ZM39 70V69H38ZM80 70V69H79ZM137 70V69H136ZM195 70V69H194ZM208 70H210V72L212 71H215V70H211V68L210 69H208ZM219 70V69H218ZM229 70H230V68H229ZM228 70V71H229ZM235 70V69H234ZM244 70V69H243ZM264 70V69H263ZM262 70V71H263ZM196 71H197V68H196ZM204 71V70H203ZM222 71V70H221ZM236 71H238V70H236ZM235 71V72H236ZM246 71H248V69L246 70ZM199 72H201V71H199ZM206 72H209V71H206ZM225 72V71H224ZM233 73L232 74V76H234V74L236 75V73ZM249 72V71H248ZM254 72V71H253ZM259 72V71H258ZM131 73V72H130ZM145 73V72H144ZM221 73V72H220ZM230 73H232V72H230ZM229 73V74H230ZM239 73H241V72H239ZM238 73V75H240ZM244 73V72H243ZM261 73V72H260ZM65 74V75H66ZM178 74V73H177ZM176 73H175V75L176 76H179V75H177ZM204 74V73H203ZM209 74V73H208ZM211 74V73H210ZM209 74V75H210ZM217 74V73H216ZM223 75H224V73H222ZM249 74V73H248ZM251 74V73H250ZM253 74V73H252ZM251 74V75H252ZM160 75V74H159ZM169 75V74H168ZM171 75V74H170ZM173 75L174 74H172L171 76H169L170 78H174L175 77V75H174V77H173ZM194 75H198L197 73L196 74H194ZM201 75V74H200ZM218 75H220V74H218ZM218 75H217V77H218ZM222 75V77H225L226 78V76L224 75L223 76ZM227 75V74H226ZM231 75V74H230ZM245 75H247V73L245 74ZM254 75H255V73H254ZM258 75H259V73H258ZM260 75H262V74H260ZM127 76V75H126ZM138 76V75H137ZM187 76V75H186ZM208 76V75H207ZM221 76V75H220ZM228 76V75H227ZM249 76V75H248ZM131 77H133L132 75H131ZM169 77H166L167 78V83H166V81L165 82H163L162 83V81L161 82H157V83H162L163 84V86L165 85V84H167V86H164L165 88L167 87H169L170 88V86L172 87V79H170ZM180 78H182L181 76H179ZM184 77V76H183ZM188 77V76H187ZM187 77L186 78H184V80H182L184 83H189V82H192L191 80H189V82H187L188 80H186L185 81V79H187ZM190 77V76H189ZM192 77H193V75H192ZM191 77V78H192ZM203 77V76H202ZM230 77V76H229ZM249 77H251V78H255V76H249ZM248 77V78H249ZM129 78V77H128ZM178 78V77H177ZM194 78L195 77H193V79L192 80H194ZM197 78H199L198 76H197ZM196 78V79H197ZM213 78V77H212ZM219 78V77H218ZM243 78V77H242ZM247 78V77H246ZM261 78V77H260ZM259 78V79H260ZM169 79V80H168ZM195 79V80H196ZM206 79V78H205ZM208 79V78H207ZM210 79V78H209ZM237 79V78H236ZM235 78H234V80H236ZM259 79H258V81H259ZM264 79V78H263ZM262 79V80H263ZM97 80V79H96ZM171 80V81H170ZM179 80H181V79H179ZM198 80V79H197ZM196 80V81H197ZM200 81L201 80H203V79H199ZM198 80V81H199ZM215 80H216V77H215ZM214 79H213V81H215ZM225 80V79H224ZM224 80H222L223 82H224ZM227 80V79H226ZM243 80V79H242ZM249 80V79H248ZM261 80V79H260ZM136 81V80H135ZM134 81V83H136ZM145 80H141V82H144ZM168 81H169V85L170 86H168ZM181 81V82H182ZM204 81H206V80H204ZM207 81H209V80H207ZM228 81V80H227ZM230 81V80H229ZM238 81V80H237ZM237 81H235V83L237 82ZM241 81V80H240ZM245 81H247V80H245ZM251 81V80H250ZM264 81V80H263ZM44 82V81H43ZM51 82V81H50ZM131 82H133L132 80H131ZM130 82V83H131ZM140 82V81H139ZM138 81H137V83H139ZM151 82H152V80H151ZM156 82L153 84V82H152V84H153V86L152 85H148L149 87L150 86H152V89H153V87H155V85H156ZM170 82H171V84H170ZM174 82H175V78H174ZM180 82V83H181ZM194 82V81H193ZM218 82V81H217ZM216 82V83H217ZM241 82H243V81H241ZM253 82H256V80L254 81L253 79H252V83ZM129 83V82H128ZM127 83V84H128ZM133 83V84H134ZM148 83H150V82H147V84ZM176 83V82H175ZM194 83H196V82H194ZM199 83V82H198ZM198 83H197V85H198ZM206 83V82H205ZM205 83H204V85H205ZM210 83H212V82H210ZM209 83V84H210ZM219 83H220V81H219ZM229 83V82H228ZM232 83V82H231ZM247 83V82H246ZM245 83V84H246ZM259 83V82H258ZM53 84V83H52ZM55 84V83H54ZM133 84H131V85H133ZM161 84V85H162ZM174 84V83H173ZM177 84V83H176ZM176 84H174V85H176ZM183 84V83H182ZM199 84H202V82L201 83H199ZM207 84H208V82H207ZM234 84V83H233ZM240 84H242V83H240ZM99 85V84H98ZM139 85V84H138ZM160 85V86H161ZM173 85V86H174ZM192 85H194V84H192ZM191 85V83H190V86L188 85V86H185L186 88H184L183 87V85H181V84H179L178 83V89H179V87H181L182 86V88H181V90H183V88L184 89H186L185 91H187V89H189V87H191L192 86ZM203 85V87H205ZM214 85V84H213ZM223 85V84H222ZM229 85V84H228ZM247 85V84H246ZM245 85V86H246ZM250 85V84H249ZM248 85V88L250 87ZM258 85H260V84H258ZM130 86V85H129ZM145 86H146V83H145ZM144 86V87H145ZM159 85H157V87H158ZM159 86V88L160 89H162L161 87H163V86H161L160 87ZM194 86H196V85H194ZM215 86V85H214ZM217 86V85H216ZM215 86V87H216ZM224 86V85H223ZM227 86V85H226ZM230 86V85H229ZM228 86V87H229ZM242 86V85H241ZM257 86V85H256ZM261 86V85H260ZM263 86V85H262ZM108 87V86H107ZM139 87H141V86H139ZM176 87V86H175ZM188 87V88H187ZM209 87V86H208ZM207 87V88H208ZM218 87V86H217ZM222 87V86H221ZM220 87V88H221ZM225 87V86H224ZM243 87V86H242ZM130 88V87H129ZM135 88V87H134ZM145 88H147V86L145 87ZM168 88V89H169ZM173 88V87H172ZM194 88V87H193ZM193 88L191 87L190 89H192V91H193ZM198 88V87H197ZM197 88H195V93H198L199 92V90L202 88L201 87V85H200V89H198V91L196 90ZM210 88V87H209ZM219 88V89H220ZM252 88V87H251ZM42 89V88H41ZM53 89V88H52ZM104 89V88H103ZM135 89H138L137 88V86H136V88ZM148 89V88H147ZM150 89V88H149ZM157 89V88H156ZM159 89V90H160ZM164 89V88H163ZM224 89V88H223ZM243 89V88H242ZM246 89V87H244V90ZM40 90V89H39ZM43 91H44V88L42 89ZM140 90H141V88H140ZM139 90V91H140ZM143 90V89H142ZM172 90V89H171ZM170 90V91H171ZM173 90H175V89H173ZM180 90V89H179ZM178 90V94H180V91ZM212 90V89H211ZM210 90V91H211ZM228 90V89H227ZM231 90V89H230ZM229 90V91H230ZM234 90H235V88H234ZM244 90H242L243 92H244ZM261 90V88L260 89H258V91L259 92H261L260 91ZM43 91H41V92H43ZM73 91V90H72ZM105 91V90H104ZM103 91V92H104ZM167 90L165 89V92H166ZM170 91H168L169 93H170ZM184 91V90H183ZM183 91L181 92V94L183 93ZM184 91V92H185ZM189 91V90H188ZM187 91V92H188ZM207 91V90H206ZM214 91H215V89H214ZM246 91V90H245ZM247 91H248V89H247ZM255 91V90H254ZM109 92V91H108ZM172 92V91H171ZM175 92H176V90L174 91V94H175ZM220 92V91H219ZM235 92V91H234ZM237 92V91H236ZM239 92V91H238ZM237 92V93H238ZM252 92V91H251ZM257 92V91H256ZM138 93V92H137ZM150 93V92H149ZM191 93V92H190ZM189 93V95L190 96H193V95H195V94H193V95H191ZM194 93V92H193ZM214 93V92H213ZM215 93H217V91L215 92ZM227 93V92H226ZM242 93V92H241ZM247 93V92H246ZM39 94H41L40 92H39ZM102 94V93H101ZM151 94V93H150ZM148 95L150 98H151V95ZM184 94H186V93H183L182 95H184ZM199 94V93H198ZM205 94V93H204ZM230 94H233V93H230ZM245 94V93H244ZM251 94V93H250ZM259 94V93H258ZM79 95V94H78ZM138 95V94H137ZM136 95V96H137ZM142 94H140V96H141ZM147 95V94H146ZM154 95V94H153ZM171 95V96H170ZM172 95L173 94H169V98H171L172 97ZM182 95H181V97H182ZM238 95V94H237ZM236 95V96H237ZM252 95V94H251ZM250 95V96H251ZM121 96H124V94H122ZM121 96H119V97H121ZM156 96V95H155ZM159 96V95H158ZM158 96H156V98L158 97ZM164 96V95H163ZM175 96H177V94L175 95ZM175 96H173V97H175ZM180 96V95H179ZM189 96V97H190ZM197 96H199V95H197ZM210 96V95H209ZM209 96H207V98L209 97ZM215 96V95H214ZM230 96V95H229ZM239 96V95H238ZM41 97V96H40ZM102 97V96H101ZM107 97H109V96H107ZM125 97V96H124ZM135 97V96H134ZM138 97H139V95H138ZM138 97H135V98H138ZM143 97H145V96H143ZM148 97V98H149ZM184 97H186V95L184 96ZM194 97V96H193ZM201 97V96H200ZM218 97V96H217ZM246 97V96H245ZM261 97V96H260ZM264 97V96H263ZM105 98V97H104ZM133 98V97H132ZM149 98V99H150ZM180 98V97H179ZM190 98H192V97H190ZM195 98V97H194ZM194 98L192 99V100H194ZM199 98V97H198ZM197 98V99H198ZM206 98V99H207ZM211 98H213V97H211ZM216 98V97H215ZM243 98V97H242ZM254 98V97H253ZM117 99V98H116ZM124 99V98H123ZM126 99H127V96H126ZM142 99V98H141ZM140 99V100H141ZM151 99H154V98H151ZM166 99V98H165ZM165 99H163L164 101H165ZM168 99V98H167ZM182 99V98H181ZM181 99H180V101H181ZM203 99V98H202ZM202 99H199L200 101L202 100ZM219 99V98H218ZM221 99H222V97H221ZM224 99V98H223ZM237 99V98H236ZM238 99H241V97L240 98H238ZM237 99V100H238ZM252 99V98H251ZM21 100V99H20ZM23 103H28V96L26 95V96H24L23 97ZM129 100V99H128ZM133 100V99H132ZM132 100H131V102L129 101H126V102H128V103H130L131 105H133L134 104V102H136L137 100H139V99H135L136 101H134V102H132ZM156 100V99H155ZM158 100V99H157ZM169 100H171V99H169ZM168 100V101H169ZM173 100L174 99H172L171 100V102L170 103H172L173 102ZM186 100H188V98H186ZM191 100V101H192ZM203 100H205V99H203ZM208 100V99H207ZM220 100V99H219ZM228 100V99H227ZM232 100V99H231ZM236 100V101H237ZM256 100H257V98H256ZM262 100V99H261ZM116 101V100H115ZM123 101V100H122ZM142 101V102H141ZM140 102L143 104L144 102H147V101H144L143 102V100H141ZM148 101H150V100H148ZM159 101V100H158ZM161 101V100H160ZM160 101L158 102V103H160ZM167 101V100H166ZM177 101H178V99H177ZM183 101V100H182ZM182 101L180 102V104L182 103ZM185 101V100H184ZM188 101H190V100H188ZM196 101V100H195ZM194 101V102H195ZM232 101H234V100H232ZM242 101V100H241ZM258 101V100H257ZM113 102H114V100H113ZM117 102V101H116ZM125 102V103H126ZM139 101H138V103H140ZM156 102V101H155ZM175 103H176V101H174ZM186 102V101H185ZM185 102H183V104L185 103ZM198 102V101H197ZM217 102V101H216ZM215 102V103H216ZM227 102V101H226ZM229 102V101H228ZM227 102V103H228ZM243 102V101H242ZM242 102H241V104H242ZM133 103V104H132ZM141 103H140V105H141ZM149 102H147V104H148ZM167 103V102H166ZM170 103L168 104L169 106H170ZM189 103H193V102H187L186 104H189ZM206 103H207V101H206ZM209 103V102H208ZM212 103H213V101H212ZM217 103H219V102H217ZM221 103V102H220ZM219 103V104H220ZM114 104V103H113ZM111 104V107L112 106H116V104ZM119 104V103H118ZM122 104V103H121ZM121 104H119V105H121ZM146 104V103H145ZM151 104V103H150ZM150 104H148L149 106H151ZM155 104V103H154ZM177 104H179V103H177ZM179 104V105H180ZM183 104H182V106H183ZM214 104V103H213ZM212 104V105H213ZM221 104H224V103H221ZM220 104V105H221ZM235 104V103H234ZM244 104H245V102H244ZM248 104H251V101H250V103H248ZM254 104V103H253ZM92 105V104H91ZM128 105V104H127ZM139 105V106H140ZM157 105V104H156ZM168 105L166 106V108L168 107ZM172 105H174L173 103L171 104V106ZM193 105H195V104H193ZM201 105V104H200ZM204 105H205V102H204ZM216 105V104H215ZM247 105V104H246ZM262 105V104H261ZM95 106V105H94ZM109 107H110V105H108ZM107 106V107H108ZM122 106H123V104H122ZM135 106V105H134ZM145 106V105H144ZM163 106H164V104H163ZM164 106V107H165ZM181 105L179 106V109H180V107H182ZM189 106V105H188ZM188 106H187V108H188ZM209 106H210V104H209ZM217 106H219V105H217ZM216 106V107H217ZM222 106V105H221ZM221 106H219V107H221ZM229 106V105H228ZM244 106V105H243ZM255 106V105H254ZM104 107V106H103ZM117 108H118V106H116ZM124 107V106H123ZM122 107V108H123ZM131 107H133V106H131ZM142 107V105L140 106V107H138V108H141ZM151 107H153L152 108V110L153 109H156V108H154L155 107V105H153V106H151ZM159 107H161V106H159ZM176 107V106H175ZM192 107V106H191ZM219 107H217L218 109H219ZM224 107V106H223ZM263 107V106H262ZM121 108V109H122ZM138 108H135V109H138ZM146 108V107H145ZM145 108H143V110H145ZM149 108V107H148ZM170 108V107H169ZM178 108V107H177ZM212 108H213V106H212ZM222 108V107H221ZM225 108V107H224ZM231 108V107H230ZM238 108V107H237ZM247 108V107H246ZM254 108V107H253ZM79 109V108H78ZM77 107H76V105L74 104V103H70V105H69V107L67 108V114L65 115V116H61V117H58L57 118V116H56V118H52L53 120L51 121V129H57V130H60L59 132H60V138H59V140H57V142H56V144L55 145H51V144H53L52 142H49L48 140V142L49 143H51L50 144V146L48 147V151H46L45 153H46V155L44 156L45 158L43 159V161L44 160H53V162L55 161V162H58V163H61V164H65V166H67V167H69V171H66V172H69L70 174H71V179H73V186L74 187H76L78 184H82V183H84L85 181L86 182H88L89 184L91 183V184H98V180L101 178V177H103V176H109V177H113V178H120V177H123L125 174H127V167H126V165H128V163H130V162H126V160H128V159H126L127 157H125V155H124V157L123 156H120L119 154H117V153H119V151H117V155H113V156H111V154H110V149L109 148H111L112 146H113V144H112V146L111 147H105V150H106V152L104 151V150H102L101 148H99V150H102V151H100V152H103L104 151V154H100V152H99V150H98V143L96 142L94 145L92 144V145H89L88 143V145L89 146H86L87 147V150H86V152H87V155H86V153H85V155H83V152H85V150H80V148H78V146H75L74 144H73V139L76 137H80L81 136V134L83 133V132H85V130L84 131H82V128H81V126H82V121H81V118L76 114V112H77ZM110 109V108H109ZM175 109V108H174ZM199 109V108H198ZM197 109V110H198ZM206 109H208V108H206ZM211 109V108H210ZM251 109V108H250ZM261 109V108H260ZM263 109V108H262ZM101 110V109H100ZM112 109H110V111H111ZM113 110H114V108H113ZM112 110V111H113ZM139 110V109H138ZM143 110H141V111H143ZM149 110V109H148ZM151 110V111H152ZM166 110V109H165ZM164 110V111H165ZM168 110V109H167ZM172 111H173V109H171ZM213 110V109H212ZM217 109H215V107H214V111H216ZM226 110V109H225ZM242 110V109H241ZM118 111H121V110H119L118 109ZM130 111H131V109H130ZM154 111V110H153ZM181 111H182V109H181ZM201 111H203V110H201ZM205 111V110H204ZM207 111V110H206ZM214 111H213V113H214ZM254 111V110H253ZM259 111V110H258ZM257 111V112H258ZM79 112V111H78ZM129 112V111H128ZM127 112V113H128ZM133 112V111H132ZM132 112H130L129 114H131ZM150 112V111H149ZM166 112V111H165ZM169 112V110L167 111V113ZM174 112V111H173ZM183 112V111H182ZM188 112H189V110H188ZM217 112V111H216ZM215 112V113H216ZM223 112V111H222ZM111 113V112H110ZM124 114V117L125 118H127L128 120H129V118L130 117H127L128 116V114ZM135 113V112H134ZM139 112H136L135 114H138ZM145 113V112H144ZM155 113V112H154ZM187 113V112H186ZM186 113H185V115H186ZM207 113H210L209 111L207 112ZM234 113V112H233ZM238 113V112H237ZM256 113V112H255ZM9 114V113H8ZM112 114H115V113H113L112 112ZM133 114V113H132ZM135 114H133V115H135ZM142 114H143V112H142ZM147 114V113H146ZM145 114V115H146ZM161 114H162V112H161ZM169 114V113H168ZM173 113H171V115H172ZM179 114H180V112H179ZM179 114H177L179 117H180V115ZM190 114V113H189ZM195 114V113H194ZM219 113H217V115H218ZM220 114H222L221 112H220ZM111 115V114H110ZM132 115V116H133ZM139 115V114H138ZM141 115V114H140ZM171 115H169V116H171ZM174 116L176 115V114H173ZM176 115V116H177ZM184 115V116H185ZM192 115V114H191ZM190 115V116H191ZM200 115H201V112H200ZM199 115V116H200ZM210 115L212 116V114L210 113ZM233 115V114H232ZM245 115V114H244ZM248 115V114H247ZM252 115H253V113H252ZM256 115H257V113H256ZM115 116V115H114ZM113 116V117H114ZM144 116V115H143ZM148 116V115H147ZM168 115H166L165 116V119H166V117H167ZM176 116H175V118H176ZM197 116V115H196ZM207 116H208V114H207ZM219 116V115H218ZM246 116V115H245ZM260 116V115H259ZM258 116V117H259ZM153 118H155L154 116H152ZM161 117V116H160ZM209 117V116H208ZM240 117H242V116H240ZM250 117V116H249ZM253 117H255V116H253ZM258 117H257V119H258ZM133 118V117H132ZM168 118V121H169V117H167ZM201 118V117H200ZM213 118V117H212ZM244 117H242V119H243ZM248 118V117H247ZM179 119H181V118H179ZM198 119V118H197ZM202 119V118H201ZM216 119V118H215ZM250 119H251V117H250ZM256 119V120H257ZM93 120V119H92ZM91 120V121H92ZM125 120V119H124ZM128 120H125V121H123V122H127ZM134 120V119H133ZM157 120V119H156ZM155 120V121H156ZM161 120H164V118H161ZM167 120V119H166ZM172 120H174V119H172ZM177 120V119H176ZM191 120H193L192 119V117H191ZM260 120V119H259ZM50 121V120H49ZM91 121L90 122H86V124H88V123H91ZM111 121V120H110ZM109 121V122H110ZM139 121H141L142 122V120H139ZM149 121V120H148ZM155 121H152L153 123L155 122ZM168 121H166V122H168ZM182 121H183V117H182ZM185 121H186V118H185ZM194 121V120H193ZM197 120H195L194 122H196ZM206 121H208V120H206ZM221 121H222V119H221ZM232 121V120H231ZM237 121V120H236ZM94 122H95V120H94ZM93 121H92V124L94 123ZM104 122V121H103ZM103 122H102V124H103ZM131 122V121H130ZM129 122V123H130ZM133 122V121H132ZM151 122V123H152ZM164 122V121H163ZM165 122V123H166ZM172 122V121H171ZM177 122V124H178V121H176ZM180 122H181V120H180ZM191 122V121H190ZM189 122V123H190ZM198 122H200V121H198ZM202 122H204V121H202ZM218 122V121H217ZM226 122V121H225ZM234 122V121H233ZM242 122V121H241ZM247 122V121H246ZM84 123H85V121H84ZM134 123L135 122H133V125H134ZM172 123H174V122H172ZM188 123V122H187ZM188 123V124H189ZM207 122H205V125H207L206 124ZM220 123H222V122H220ZM240 123V122H239ZM250 123H251V121H250ZM253 123H254V121H253ZM85 124V125H86ZM91 124V125H92ZM106 124V123H105ZM119 124H121V123H119L118 122V126H119ZM127 124V123H126ZM137 124V123H136ZM147 123L145 122V125H146ZM155 124V123H154ZM158 124H160L161 125V123H158ZM164 124V123H163ZM171 124V123H170ZM182 124V123H181ZM184 124V123H183ZM187 124V125H188ZM195 124V123H194ZM200 124H201V122H200ZM199 124V125H200ZM212 124V123H211ZM224 124H226V123H224ZM228 124V123H227ZM236 124V123H235ZM243 124H244V122H243ZM84 125V126H85ZM95 125V124H94ZM100 125V124H99ZM122 125V124H121ZM123 125H125V124H123ZM128 125H130V124H128ZM132 125V124H131ZM137 125H139V124H137ZM148 126H150L151 124L150 123H148L147 124ZM190 125V124H189ZM215 125H217V124H215ZM222 125V124H221ZM230 125V124H229ZM236 125H238V124H236ZM250 125V124H249ZM46 126V125H45ZM96 126V125H95ZM116 126H117V124H116ZM144 126V125H143ZM155 126H159V125H155ZM164 126V125H163ZM162 125H161V127H163ZM171 126V125H170ZM181 126V125H180ZM201 126H202V124H201ZM209 126V123H208V125L206 126V127H208ZM218 126V125H217ZM231 126H232V123H231ZM241 126V125H240ZM239 126V127H240ZM251 126V125H250ZM38 127V126H37ZM42 127H43V124H42ZM97 127V126H96ZM103 127V126H102ZM123 127V126H122ZM127 127V126H126ZM131 127V126H130ZM140 127H142V126H140ZM166 127V126H165ZM168 127V126H167ZM172 127V126H171ZM178 127V126H177ZM177 127H176V129H177ZM200 127V126H199ZM205 127V128H206ZM226 127V126H225ZM35 128V130H37L38 128H40L41 129V126H39L38 128H36V127H34ZM43 128H45V127H43ZM47 128H49V127H47ZM90 128H92V127H90ZM135 128V127H134ZM154 128V127H153ZM188 128V127H187ZM195 128V127H194ZM210 128V127H209ZM219 128V127H218ZM233 128H235V127H233ZM237 128V127H236ZM243 128H245V125L243 126ZM247 128V127H246ZM259 128V127H258ZM51 129H49V131L51 130ZM85 129V128H84ZM96 129V128H95ZM99 129V128H98ZM105 129L107 130V128H104V131H105ZM123 129V128H122ZM130 129V128H129ZM128 129V130H129ZM132 129V128H131ZM130 129V130H131ZM156 128H154V130H155ZM162 129V128H161ZM165 129V128H164ZM170 129V128H169ZM175 129V128H174ZM175 129V130H176ZM182 129V128H181ZM190 129V128H189ZM201 129H202V127H201ZM200 129V130H201ZM204 129V128H203ZM207 129V128H206ZM41 130H43L44 132H46V131H48V129H41ZM128 130H126V131H128ZM129 130V131H130ZM142 130H144V129H142ZM147 130V129H146ZM148 130H152V129H149L148 128ZM171 130V129H170ZM199 130V131H200ZM226 130V129H225ZM240 130H242L241 128L239 129V131ZM246 130H248V128L246 129ZM259 130V129H258ZM257 130V131H258ZM29 131V130H28ZM39 131V130H38ZM90 131V130H89ZM98 131V130H97ZM118 131H122L121 130V127H119V130ZM124 131V130H123ZM134 131V130H133ZM132 131V132H133ZM138 131H139V129H138ZM137 131V132H138ZM141 131V130H140ZM159 131H160V127H159ZM167 131V130H166ZM172 131V130H171ZM188 131V130H187ZM194 131V130H193ZM198 131V130H197ZM205 131V130H204ZM231 131V130H230ZM229 131V132H230ZM237 131V130H236ZM250 131V130H249ZM252 131V130H251ZM261 131V130H260ZM18 132V131H17ZM51 132H53V130L51 131ZM55 132V131H54ZM58 132V131H57ZM96 132V131H95ZM99 132L100 131H98L97 133L99 134ZM102 132V131H101ZM100 132V133H101ZM131 132V133H132ZM142 132V131H141ZM140 132V133H141ZM147 132V131H146ZM181 132V131H180ZM182 132H183V130H182ZM188 132H190V131H188ZM201 132H202V130H201ZM207 132V131H206ZM242 132V131H241ZM240 132V133H241ZM254 132V131H253ZM87 133V132H86ZM106 133V132H105ZM108 133V132H107ZM154 133H156L155 131H154ZM163 133V132H162ZM165 133V132H164ZM169 133H171V132H169ZM169 133H167V134H169ZM175 133V132H174ZM173 133V134H174ZM186 133V132H185ZM193 133V132H192ZM195 133V132H194ZM193 133V134H194ZM204 133V132H203ZM226 133H228L227 131H226ZM243 133V132H242ZM247 133V132H246ZM250 133V132H249ZM248 133V134H249ZM260 133V132H259ZM90 134V133H89ZM118 134H119V132H118ZM121 134H123V133H121ZM126 134V133H125ZM135 134V133H134ZM142 134H144L143 132H142ZM151 133H149V135H150ZM166 134V135H167ZM187 134V133H186ZM209 134V133H208ZM207 134V135H208ZM229 134V133H228ZM231 134V133H230ZM251 134V133H250ZM250 134H249V136H250ZM5 135V134H4ZM52 135V134H51ZM55 135V134H54ZM83 135H85V134H83ZM97 134H95V136H94V134H93V137H97V136H102L103 135V133H101V135L99 134V135H97ZM107 135V134H106ZM124 135V134H123ZM128 135H129V133H128ZM131 135V134H130ZM133 135V134H132ZM132 135H131V137H132ZM148 135V134H147ZM146 135V136H147ZM154 135V134H153ZM175 135V134H174ZM180 135H182V134H180ZM184 135V134H183ZM189 135H191V134H189ZM195 135V134H194ZM198 135V134H197ZM204 135H205V133H204ZM241 135V134H240ZM49 136V135H48ZM108 136V135H107ZM106 136V137H107ZM116 136V135H115ZM114 135H113V137H115ZM125 136V135H124ZM134 136H137V135H134ZM142 135H140V137H141ZM146 136H145V134H144V137L146 138ZM157 136H159L158 134H157ZM157 136H155V137H157ZM169 136V135H168ZM172 136V135H171ZM170 136V138H172ZM187 136V135H186ZM226 136H227V134H226ZM234 136V135H233ZM256 136V135H255ZM254 136V137H255ZM259 136H261V135H259ZM54 137H56V136H54ZM84 137V136H83ZM92 137V138H93ZM108 137H110V136H108ZM143 137V138H144ZM149 137V136H148ZM151 137H152V134H151ZM160 137V136H159ZM180 137V136H179ZM193 137V136H192ZM198 137V136H197ZM203 137V136H202ZM204 137H206V136H204ZM220 137H223V136H220ZM229 137H231V136H229ZM238 137V136H237ZM245 137H246V135H245ZM1 138V137H0ZM50 138H51V136H50ZM91 138V137H90ZM92 138H91V140H92ZM102 138V137H101ZM101 138H97L98 140H101ZM117 138H118V136H117ZM127 138V137H126ZM129 138V137H128ZM154 137H152V139H153ZM161 139H162V136L160 137ZM164 139L163 140H165V137H163ZM170 138H168V139H170ZM178 138V137H177ZM199 138V137H198ZM213 138V137H212ZM212 138L210 139V142H211V140H212ZM216 138V137H215ZM218 138V137H217ZM216 138V139H217ZM228 138V137H227ZM240 138H242V136L240 137ZM239 138V139H240ZM259 138V137H258ZM261 138V137H260ZM264 138V137H263ZM82 139V138H81ZM88 137H87V141H88ZM96 139V138H95ZM94 139V140H95ZM122 139H124V138H122ZM138 139L139 138H137L136 140V142H138ZM157 139V138H156ZM155 139V140H156ZM167 139V138H166ZM188 140H189V138H187ZM192 139V138H191ZM196 139V138H195ZM200 139H201V137H200ZM205 139V138H204ZM203 139V140H204ZM208 139V138H207ZM231 139V138H230ZM19 140V139H18ZM21 140H23V139H21ZM21 140H19V142L18 143H16L17 145L18 144H20V142H21ZM25 140V139H24ZM40 140H41V138H40ZM83 140H84V138H83ZM90 140V141H91ZM102 140H103V138H102ZM119 140H121V139H119ZM126 141H127V139H125ZM140 140H142L141 138H140ZM149 139H147L146 141H148ZM171 140V139H170ZM188 140H185V141H188ZM194 140V139H193ZM206 140V139H205ZM209 140V139H208ZM244 140V139H243ZM16 141V140H15ZM46 141V140H45ZM86 141V142H87ZM116 141H117V139H116ZM123 141V140H122ZM126 141L124 142V143H126ZM130 141V140H129ZM132 141V140H131ZM143 141V140H142ZM142 141H140L141 143H142ZM145 141V140H144ZM152 141H154V140H152ZM157 141V140H156ZM155 141V142H156ZM162 141V140H161ZM167 141H169V140H167ZM173 141V140H172ZM171 141V142H172ZM177 141H179V140H177ZM191 141V140H190ZM196 141V140H195ZM200 141V140H199ZM198 141V142H199ZM202 141V140H201ZM213 141H215V140H213ZM230 141V140H229ZM239 141V140H238ZM245 141V140H244ZM1 142H2V140H1ZM0 142V143H1ZM12 142H14V141H12ZM34 142V141H33ZM37 142H39V141H37ZM40 142H42V140L40 141ZM54 142V141H53ZM81 142V141H80ZM89 142V141H88ZM102 142H105V141H102ZM123 142H118V143H121V145H123L124 143ZM150 141H148V143H149ZM158 142H159V139H158ZM193 142V141H192ZM206 142H208V141H206ZM217 142V141H216ZM215 142V143H216ZM222 142H224V141H222ZM225 142H227L226 140H225ZM233 142H235V141H233ZM237 142V141H236ZM253 142V141H252ZM5 143H7V142H5ZM10 143H11V141H10ZM25 143V142H24ZM46 143V142H45ZM55 143V142H54ZM90 143V142H89ZM91 143H93V142H91ZM112 143V142H111ZM115 144L114 145H116V142H114ZM132 143V142H131ZM131 143L129 144V146L131 145ZM145 143H147V142H145ZM162 143H163V141H162ZM175 143V142H174ZM188 143V142H187ZM196 143V142H195ZM214 143V144H215ZM218 143V142H217ZM220 143V142H219ZM244 143V142H243ZM259 143V142H258ZM257 143V144H258ZM262 143V142H261ZM15 144V145H16ZM22 144H23V142H22ZM25 144H27V143H25ZM36 144H38V143H36ZM39 144H41V143H39ZM48 144V143H47ZM127 144V143H126ZM126 144H125V146H126ZM127 144V145H128ZM158 144H160V142L158 143ZM182 144H184V143H182ZM189 144V143H188ZM192 144V143H191ZM194 144V143H193ZM203 144V143H202ZM201 144V145H202ZM208 144V143H207ZM245 144V143H244ZM247 144V143H246ZM249 144V143H248ZM247 144V145H248ZM250 144H252L251 142H250ZM249 144V145H250ZM255 144V143H254ZM260 144V143H259ZM258 144V145H259ZM7 145H9V143H7ZM6 145V146H7ZM10 145H12L13 147L15 146V145H13V144H10ZM9 145V146H10ZM16 145V148L14 147V148H12L11 150L13 151V149L16 151H19V149H18V147H19V145L17 146ZM21 145V144H20ZM31 145V144H30ZM104 145V144H103ZM105 145H108V142H107V144H105ZM104 145V146H105ZM110 145V144H109ZM133 145H135V141H134V144ZM156 145V144H155ZM155 145H153L154 146V148H156L155 147ZM165 145V144H164ZM163 145V146H164ZM171 145V144H170ZM169 145V146H170ZM177 145V144H176ZM185 145V144H184ZM197 145V144H196ZM205 145V144H204ZM228 145V144H227ZM237 145H238V143H237ZM236 145V146H237ZM258 145H256V146H258ZM1 146V145H0ZM24 146V148H22L21 146V148L22 149H24L26 152L24 153V152H22V151H19V152H17L16 151V154L17 155H19L20 157L18 158V160L19 159H21V160H24V161H29V162H31L34 166H36L37 165V163H39L40 162V165L41 164H43L44 162H41V161H39L38 162V160H36L35 159V156L37 155L36 153H38V152H36V149H39V148H37V147H39V146H36V148H35V146L34 147H29L28 149H27V147H26V149H25V146L26 145H23ZM27 146H28V144H27ZM125 146H123L124 148H122V149H124L125 151H126V147ZM158 146H160V145H158ZM158 146H157V148H158ZM168 146V145H167ZM187 146V145H186ZM189 146V145H188ZM218 146H220V145H218ZM217 146V147H218ZM229 146V145H228ZM233 146V145H232ZM234 146H235V144H234ZM240 146H242V145H240ZM240 146H238V147H240ZM244 146V145H243ZM242 146V147H243ZM246 146V145H245ZM253 148H254V146H253V144L251 145ZM260 146V145H259ZM2 148H0L1 150L2 149H5L3 146H1ZM8 147V146H7ZM116 147H117V145H116ZM119 147V146H118ZM128 147V146H127ZM140 147V146H139ZM148 147V146H147ZM162 147V146H161ZM160 147V148H161ZM179 147V146H178ZM185 147V146H184ZM192 147V146H191ZM205 147H207V146H205ZM223 147V146H222ZM221 147V148H222ZM9 149H10V147H8ZM8 148H6L7 150H9ZM84 148H85V146H84ZM107 148V149H106ZM131 148V147H130ZM130 148H128V150L130 149ZM148 148H152V147H148ZM166 148V147H165ZM164 148V149H165ZM174 148V147H173ZM188 148V147H187ZM208 148V147H207ZM232 148V147H231ZM234 148V147H233ZM251 148V147H250ZM83 149V148H82ZM115 149V148H114ZM113 149V151L114 152H116L115 150H118L119 148H117V149H115L114 150ZM132 149V148H131ZM145 149H147V148H145ZM193 149V148H192ZM203 149H204V147H203ZM215 149V148H214ZM226 149V148H225ZM239 149V148H238ZM241 149V148H240ZM239 149V150H240ZM246 149V148H245ZM244 149V150H245ZM258 149V148H257ZM0 150V152H4V151H1ZM23 150V151H24ZM140 150V149H139ZM138 150V151H139ZM143 150V149H142ZM154 150V149H153ZM158 150V149H157ZM156 150V151H157ZM161 150V149H160ZM165 150H167V149H165ZM173 150V149H172ZM184 150V149H183ZM189 150H191V149H189ZM195 150V149H194ZM200 150H201V148H200ZM205 150V149H204ZM208 150V149H207ZM206 150V151H207ZM212 150V149H211ZM237 150V149H236ZM112 151V152H113ZM130 151H133V150H130ZM137 151V152H138ZM151 151V150H150ZM155 151V152H156ZM162 152H163V150H161ZM170 151H171V149H170ZM174 151V150H173ZM223 151V150H222ZM233 151V150H232ZM234 151H235V148H234ZM245 151H248V148H247V150H245ZM244 151V152H245ZM249 151H251V150H249ZM121 152H123V150L121 151ZM152 152V151H151ZM198 152V151H197ZM212 152H214V151H212ZM220 152V151H219ZM229 152V151H228ZM240 152V151H239ZM255 152V151H254ZM257 152V154H258V152H259V150L258 151H256ZM263 152V151H262ZM7 153V152H6ZM11 153V154H10ZM43 153H44V151H43ZM44 153V154H45ZM124 153V152H123ZM122 153V154H123ZM126 153H130V152H126ZM133 153H135L134 151L132 152V154ZM146 153V152H145ZM147 153H149V152H147ZM168 154H169V152H167ZM172 153V152H171ZM170 153V154H171ZM183 153V152H182ZM186 154L187 153H189V152H185ZM191 153V152H190ZM192 153H194L193 151H192ZM209 153V152H208ZM218 152H216V155H218L217 154ZM225 153V152H224ZM227 153V152H226ZM242 153V152H241ZM264 153V152H263ZM262 153V154H263ZM8 154V156H12L13 154H14V151H13V154H12V152H10V150H9V152L7 153ZM10 154V155H9ZM35 154V155H34ZM43 154V155H44ZM131 154V155H132ZM136 154H139V153H136ZM152 155H149V156H146V157H152L153 158V152L151 153ZM162 154V153H161ZM166 154V153H165ZM194 154H196V153H194ZM202 154H204V153H202ZM214 155H215V153H213ZM213 154H212V156H213ZM234 154V156H236L237 157V155H235V153H233ZM245 154V153H244ZM244 154H242V155H244ZM247 154L249 155V153L247 152ZM251 155H252V153H250ZM15 155V154H14ZM32 155H34V156H32ZM38 155H39V153H38ZM41 155V154H40ZM40 155H39V157H40ZM42 155V156H43ZM135 155V154H134ZM154 155H157L158 156V153L157 154H154ZM183 155V154H182ZM189 155V154H188ZM205 155V154H204ZM209 155V154H208ZM211 155V154H210ZM209 155V156H210ZM220 155V154H219ZM218 155V156H219ZM224 155V154H223ZM254 156H255V154H253ZM264 155V154H263ZM144 156V157H145ZM160 156V155H159ZM162 156V155H161ZM177 156V155H176ZM184 157H185V155H183ZM229 156V155H228ZM254 156H253V158H254ZM0 157H1V155H0ZM4 157H5V155H4ZM3 157V158H4ZM38 157V156H37ZM112 157V158H111ZM129 157H131V156H129ZM133 157V156H132ZM131 157V158H132ZM142 157H143V155H142ZM141 157V158H142ZM170 157V156H169ZM172 157H174V155L172 156ZM180 157H181V155H180ZM189 157H191V155H189ZM189 157H187L188 159L187 160H189ZM196 157V156H195ZM202 157H203V155H202ZM206 157H208V156H206ZM233 157V156H232ZM240 158L241 157H243V156H239ZM246 157V156H245ZM261 157H262V155H261ZM3 158H0L1 160L0 161H3V160H7V159H3ZM13 158H14V156H13ZM130 158V159H131ZM138 158H140V157H138ZM168 158V157H167ZM166 158V159H167ZM199 158V156L197 157V159ZM201 158V157H200ZM204 158V157H203ZM208 158H210V157H208ZM224 158H227V157H224ZM223 158V159H224ZM252 158V157H251ZM250 158V159H251ZM16 158H14V160H15ZM112 159H113V161H112ZM137 158H135V160H136ZM143 159V158H142ZM142 159L140 160V161H142ZM147 159V158H146ZM153 159H155V158H153ZM176 159H179L178 157L176 158ZM176 159H175V157H174V160L176 161ZM191 159V158H190ZM211 159V158H210ZM213 159H214V157H213ZM222 159V160H223ZM229 159V158H228ZM236 159V158H235ZM234 159V160H235ZM242 159V158H241ZM241 159H240V162H241ZM258 159V158H257ZM261 159V158H260ZM9 160V159H8ZM11 160V159H10ZM9 160V161H10ZM133 160V159H132ZM138 160V159H137ZM149 160H151V158L150 159H148V162H150ZM156 160H157V157H156ZM158 160L160 161H162V158L161 159H159V157H158ZM165 160V159H164ZM186 160V159H185ZM186 160V161H187ZM204 161H206L205 160V158L203 159ZM209 160V159H208ZM215 160V159H214ZM214 160H212L213 162H214ZM224 160H227V159H224ZM223 160V161H224ZM232 160H233V158H232ZM237 160V159H236ZM235 160V161H236ZM239 160V159H238ZM244 160V159H243ZM246 160H247V157H246ZM253 160H255V159H253ZM11 161H13V160H11ZM139 161V160H138ZM147 161V160H146ZM152 162H153V160H151ZM166 161H168V160H166ZM165 161V163H167ZM193 161H194V159H193ZM199 161V160H198ZM198 161H197V163H198ZM203 161V162H204ZM211 161V160H210ZM209 161V162H210ZM221 161V160H220ZM219 161V162H220ZM230 161V160H229ZM248 161H249V159H248ZM259 161V160H258ZM257 161V162H258ZM263 161V160H262ZM4 162V161H3ZM15 162V161H14ZM14 162H12L13 164H14ZM46 162V161H45ZM137 162V161H136ZM152 162H150V163H152ZM164 162V161H163ZM163 162H161V163H163ZM169 162H171V160H169ZM178 162H179V160H178ZM177 161H176V163H178ZM189 162V161H188ZM191 162V161H190ZM195 162V161H194ZM200 162V161H199ZM216 162V161H215ZM246 162V161H245ZM5 163V162H4ZM20 163V162H19ZM47 163V162H46ZM52 163V162H51ZM51 163H48V165L49 164H51ZM57 163V164H58ZM127 163V164H126ZM141 163V162H140ZM144 163V162H143ZM147 163V162H146ZM165 163H164V165H165ZM172 163V162H171ZM205 163V162H204ZM211 163V162H210ZM209 163V164H210ZM236 163H238V162H236ZM235 163V165H237ZM247 163H249V162H247ZM251 163V162H250ZM255 163V162H254ZM12 164V165H13ZM15 164H16V162H15ZM17 164H18V161H17ZM25 164V163H24ZM45 164V163H44ZM54 164V163H53ZM56 164V165H57ZM149 164V163H148ZM169 164V163H168ZM180 164V163H179ZM190 164V163H189ZM201 164H203V163H201ZM212 164H214V163H212ZM220 164V163H219ZM221 164H223V163H221ZM225 164V163H224ZM240 164V163H239ZM246 164V163H245ZM251 164H253V163H251ZM39 165V164H38ZM36 166V168L37 167H40V165L39 166ZM56 165H53L55 168H56ZM60 165V164H59ZM130 165V164H129ZM133 165V164H132ZM143 165V164H142ZM158 165V164H157ZM161 166L163 165V164H160ZM170 165H173V163L172 164H170ZM170 165H168V167L170 166ZM180 165H182V164H180ZM191 165V164H190ZM188 166V167H191V166ZM217 165V164H216ZM247 165V164H246ZM245 165V166H246ZM261 165H263L264 166V164L262 163ZM1 166H2V164H1ZM42 166V165H41ZM50 166V165H49ZM53 166H52V168H53ZM152 166H153V164H152ZM152 166L150 167V168H148L149 167V165H148V169H151L152 168ZM156 166V165H155ZM154 166V167H155ZM174 166H176V165H173V167ZM194 165L192 164V167H193ZM197 166H198V164H197ZM213 166V165H212ZM226 166V165H225ZM224 166V167H225ZM241 166V165H240ZM239 166V167H240ZM243 166V165H242ZM248 166V165H247ZM246 166V167H247ZM20 167L21 166H19V169L18 170H20ZM47 167V166H46ZM45 167V168H46ZM57 167H58V165H57ZM62 167V166H61ZM135 167V166H134ZM161 168L159 165L158 166H156L155 167V169L156 168ZM166 165H165V170H167L166 169ZM172 167V166H171ZM172 167V168H173ZM178 167V166H177ZM188 167L186 168V169H188ZM191 167V168H192ZM207 167V166H206ZM219 167V166H218ZM221 167V166H220ZM220 167H219V169H220ZM223 167V166H222ZM223 167V168H224ZM227 167V166H226ZM232 167V166H231ZM233 167H234V165H233ZM253 167V166H252ZM252 167H251V170H253L252 169ZM1 168V167H0ZM7 166H6V168H3V170L4 169H6V172L8 173V170H7ZM13 168H15V167H13L12 166V169ZM58 168H60V167H58ZM57 168V169H58ZM141 168H143V167H141ZM140 168V169H141ZM146 168V169H147ZM180 168H181V170H182V167L180 166ZM179 168V169H180ZM184 168V167H183ZM190 168V169H191ZM202 168V167H201ZM217 168V167H216ZM215 168V169H216ZM236 168V167H235ZM249 168H250V165H249ZM254 168V167H253ZM255 168H256V166H255ZM264 168V167H263ZM11 169V170H12ZM38 169V168H37ZM44 169V168H43ZM42 169V170H43ZM49 169V168H48ZM51 169V168H50ZM61 169V168H60ZM62 169H65V168H62ZM68 169V168H67ZM66 169V170H67ZM129 169H130V166H129ZM139 169V170H140ZM164 169V168H163ZM186 169H184V170H186ZM209 169V168H208ZM218 169V168H217ZM216 169V170H217ZM229 169H230V167H229ZM228 169V170H229ZM243 169H244V167H243ZM259 169H261V167L259 168ZM21 170H23L22 168H21ZM20 170V171H21ZM41 170V171H42ZM55 170V169H54ZM131 170V169H130ZM138 170V171H139ZM142 171L144 170V169H141ZM140 170V171H141ZM170 169H168V171H169ZM174 171L175 170H178V169H173ZM183 170V171H184ZM195 170H197V169H195ZM201 170H203V168L201 169ZM212 170H214L213 168H212ZM232 170V168L229 170V171H231ZM235 170V169H234ZM234 170H232V171H234ZM250 170V171H251ZM256 169H254V171H255ZM5 171V170H4ZM26 171V170H25ZM30 171V170H29ZM29 171H27L28 173H30ZM45 171V170H44ZM46 171H48V170H46ZM45 171V173L47 174V172ZM63 171V170H62ZM139 171V172H140ZM151 171V170H150ZM159 171H160V169H159ZM161 171H162V169H161ZM161 171H160V173H161ZM164 171V170H163ZM163 171H162V173H163ZM171 171V170H170ZM198 171H200V170H198ZM215 171V170H214ZM214 171H213V173H214ZM227 171V170H226ZM225 171V172H226ZM231 171V172H232ZM242 171V170H241ZM257 171V170H256ZM260 171V170H259ZM259 171L257 172L258 174H259ZM261 171H262V173H263V169H261ZM261 171H260V174H261ZM9 172H11V171H9ZM58 172V171H57ZM56 172V173H57ZM61 172V171H60ZM60 172H58V173H60ZM134 172H137V170L136 171H134ZM149 172V171H148ZM153 172H154V170H153ZM153 172H152V174H153ZM166 172V171H165ZM188 172H189V170H188ZM201 172H203V171H201ZM217 172V171H216ZM219 172V171H218ZM224 172V173H225ZM237 172H240L238 169H237ZM251 172H253V171H251ZM12 173V172H11ZM10 173V174H11ZM22 174V173H24L23 171H21V172H19V174ZM32 173V172H31ZM49 174H50V172H48ZM55 173V174H56ZM133 173V172H132ZM131 173V174H132ZM159 173V174H160ZM161 173V174H162ZM192 173V172H191ZM190 173V174H191ZM200 173V172H199ZM198 173V174H199ZM226 173H228V172H226ZM234 173V172H233ZM250 173V172H249ZM248 173V174H249ZM256 173V172H255ZM255 173L254 174H249V176L250 175H252L251 177H252V179H254V180H252L253 181V183H251L249 186H247V187H245L244 189H243V191L241 192V193H239V195H238V200H233V201H237V202H230L229 200H228V202L227 201H225V202H223L225 199H228V198H226V197H224L225 199L222 201L221 199L222 198H220V197H223V193L222 194H220L219 195V199H217V194H218V192H217V194H216V191H214V190H212L213 192H215V194H213V195H211V194H209L210 196H213L212 198H203V197H201V196H199V198L201 197V198H203L201 201H200V203L198 204V205H195V206H190L189 208H185V207H182V206H177L176 208L175 207H172V208H170L168 211H166V212H164L163 210H161V209H159V208H161V206L159 207V208H155V210L152 208V202H157V201H152L153 200V198L155 197V194L157 193V192H160V190L159 191H156L157 190V188H155L154 186H155V183H154V186H153V182L151 181V180H148L149 179V177H151L152 178V176H149V177H142V176H139L140 178L137 180L136 179V182L138 181V186H137V188L136 189H134V190H128V191H122L121 193H118L115 197H113V199L112 200H116V201H118V199H124V201L123 202H125V205H124V207L123 208H120L119 206H117V205H115V204H117L118 202H115V204H111V205H108V202H107V206H104V208H106V210L108 211L105 215V217H101V216H97V215H99L98 213H96L95 212V208H97V206L96 207H93L92 209H86L87 211L85 212V213H82V214H80L79 213V219H80V224H79V226H76L75 225V228H74V230L72 231V236H67L63 231V233L65 234V235H62L61 233V235L63 236V237H61L62 238V240H61V242H59V240H57L58 241V243H56V242H53V241H56V239H54L53 241H51V242H53V245H54V243H56L55 245L56 246H54L55 247V250H54V248H50V250L51 249H53V257L51 256V259H49L50 257H44V260H46V262L44 263V264H181V261H182V259L184 258H186V260L188 259V260H190L193 264H264V182L262 183V182H259V183H256L255 181H257V179L258 178H260V177H262V176H260V177H258L257 178V175H255ZM256 173V174H257ZM42 174V173H41ZM62 174H64V173H62ZM66 174V173H65ZM69 174V175H70ZM141 174V172L138 174V175H140ZM143 174V173H142ZM148 174H150V173H148ZM147 174V175H148ZM170 174V173H169ZM201 174V173H200ZM216 174H218V173H216ZM219 174H220V172H219ZM221 174H223V173H221ZM228 174H230V172L228 173ZM232 174V173H231ZM235 174V173H234ZM234 174H232V175H234ZM243 174V173H242ZM24 175V174H23ZM68 175V176H69ZM137 174H135V176H138ZM146 175V174H145ZM151 175V174H150ZM156 176H158L157 174H155ZM165 174H163V176H164ZM168 175V174H167ZM189 175V174H188ZM192 175V174H191ZM203 175H205V174H203ZM209 175V174H208ZM215 175V174H214ZM263 176H264V174H262ZM14 176H15V174H14ZM67 176V175H66ZM143 176H144V174H143ZM161 176V175H160ZM160 176H158V177H160ZM162 176V177H163ZM217 176H219V175H217ZM236 176V175H235ZM238 176V175H237ZM127 177V176H126ZM186 177V176H185ZM199 177H200V175H199ZM210 177V176H209ZM220 177V176H219ZM221 177H223V176H221ZM242 177V176H241ZM245 177V176H244ZM243 177V178H244ZM7 176L6 175H3L2 177L0 176V229L2 230L3 229V237H0V264H38V261H39V257L41 256L39 253H37V252H30V253H27L28 251H26V247L25 246H23V245H25V244H23V245H21V244H19L18 242L19 241H24V239H25V226H29L28 228L30 229V227L31 228H33L34 226H35V221H32V220H30V219H28V218H24V216H22V214H21V205H20V200L22 199V196H21V199L19 198L20 197V195H18L17 193V195H18V197H15V199L12 201V210L11 211H4L3 209H2V204L3 203H1V201L3 200V195L5 194V190H3L1 187V185L2 184H4L6 181H8L7 179ZM34 178H37L36 176L34 177ZM62 178V177H61ZM124 178V177H123ZM129 178V177H128ZM147 178V179H146ZM150 178V179H151ZM155 178V177H154ZM166 178V177H165ZM201 178H202V176H201ZM223 178H225V177H223ZM232 178V177H231ZM233 178H235V177H233ZM239 178V177H238ZM237 178V179H238ZM246 178V177H245ZM244 178V179H245ZM248 178V177H247ZM264 177H262V179H263ZM67 179V178H66ZM69 179V178H68ZM71 179H70V182H71ZM163 179V178H162ZM200 179V178H199ZM211 178H209V181H211L210 180ZM249 179V178H248ZM261 179V178H260ZM60 180H64V178L63 179H60ZM106 180V179H105ZM125 180H128L127 178H125ZM124 180V181H125ZM129 180H131V179H129ZM133 180V179H132ZM156 180V179H155ZM159 180H160V178L158 179V181L157 182H159ZM200 180H202V179H200ZM204 180V179H203ZM220 180H222V179H220ZM240 180V179H239ZM58 181V180H57ZM65 181V180H64ZM67 181H69V180H66V182L65 183H67ZM102 181V180H101ZM116 181V180H115ZM122 181V180H121ZM135 181V179L133 180V182ZM151 181V182H150ZM160 181H162V180H160ZM208 181V180H207ZM217 181V183H219L220 181H218V180H216ZM232 181V180H231ZM236 181V180H235ZM246 181H247V179H246ZM246 181H244V182H246ZM250 181L251 180H249V183H250ZM261 181V180H260ZM11 182V181H10ZM59 182V181H58ZM86 182H85V184H86ZM103 182V181H102ZM113 182V181H112ZM126 182V181H125ZM224 182L226 183V181L224 180ZM233 182V181H232ZM241 182V181H240ZM255 182V183H254ZM61 183V182H60ZM63 183V182H62ZM64 183V184H65ZM69 183V182H68ZM88 183L86 184V185H88ZM130 183V182H129ZM181 183V182H180ZM210 183V182H209ZM208 183V184H209ZM223 183V182H222ZM227 183H229V181L227 182ZM239 183V182H238ZM243 182H241L240 183V186H241V184H242ZM248 183V182H247ZM40 184H43V183H40ZM72 184V183H71ZM102 184V183H101ZM115 184V183H114ZM134 185H135V183H133ZM133 184H132V186H133ZM162 184V183H161ZM179 184V183H178ZM184 184V183H183ZM187 184V183H186ZM190 184V183H189ZM211 184V183H210ZM224 184V183H223ZM15 185H17V184H15ZM38 185H39V183H38ZM49 185H50V183H49ZM54 185V184H53ZM79 185V186H80ZM83 185V184H82ZM81 185V186H82ZM92 185V186H93ZM121 185H122V183H121ZM121 185H119V186H121ZM128 185V184H127ZM136 185H137V183H136ZM135 185V186H136ZM193 185V184H192ZM221 185V184H220ZM225 185V184H224ZM236 185H238V184H236ZM243 185H246V183H243ZM242 185V186H243ZM65 186V185H64ZM71 186L72 185H70V188H71ZM78 186V187H79ZM84 186V185H83ZM113 186V185H112ZM111 186V187H112ZM124 186V185H123ZM129 186H130V184H129ZM134 186V187H135ZM156 186H158V185H156ZM170 186V185H169ZM178 186H180V185H178ZM184 186V185H183ZM199 186H200V183H199ZM204 186V185H203ZM202 186V187H203ZM214 186H216V185H214ZM218 186V185H217ZM217 186H216V189H217ZM222 186V185H221ZM239 186V185H238ZM239 186V187H240ZM34 187V186H33ZM60 187V186H59ZM58 187V188H59ZM63 187V186H62ZM114 187V186H113ZM174 187V186H173ZM176 187V186H175ZM182 187V186H181ZM185 187H187L188 188V186H185ZM196 187V186H195ZM195 187H193L194 188V190H193V188L191 189L190 188V186H189V188L194 192L195 191ZM201 187V188H202ZM219 187V186H218ZM67 188H68V185H67ZM66 188V189H67ZM104 188V187H103ZM115 188H116V186H115ZM117 188H118V186H117ZM121 188H122V186H121ZM165 188V187H164ZM201 188H200V190H201ZM242 188V187H241ZM32 189V188H31ZM52 189V188H51ZM119 189V188H118ZM123 189H124V187H123ZM159 189H161V188H159ZM180 189H182V188H180ZM203 189H204V187H203ZM234 189H235V187H234ZM14 190V189H13ZM44 190V189H43ZM50 190V189H49ZM62 190H63V188H62ZM62 190H60V191H62ZM71 190V189H70ZM116 190V189H115ZM166 190V189H165ZM167 190H168V188H167ZM197 190V189H196ZM210 190V189H209ZM221 190V189H220ZM219 190V191H220ZM242 190V189H241ZM53 191V194L52 195H54V189L52 190ZM105 191V190H104ZM104 191H102V192H104ZM184 191H186V188H185V190ZM189 191V190H188ZM187 191V192H188ZM235 191V190H234ZM4 192V193H3ZM7 192V191H6ZM14 192V191H13ZM12 192V193H13ZM57 192V191H56ZM77 192V191H76ZM82 192V191H81ZM80 192V193H81ZM116 192V191H115ZM162 192H164V191H162ZM169 192H170V190H169ZM187 192H185V194L187 193ZM190 192V191H189ZM192 192V193H193ZM206 193H208L207 191H205ZM211 192V191H210ZM209 192V193H210ZM222 192H224L223 190H222ZM225 192H227V191H225ZM7 193H9V194H7ZM6 193V197H7V199H8V196L7 195H10V192H7ZM35 193V192H34ZM78 193V192H77ZM105 193V192H104ZM168 193V192H167ZM181 193H182V190H181ZM184 193V192H183ZM183 193H182V196H184V198H186V199H190V198H187V197H185V194L183 195ZM191 193V194H192ZM195 193H197V191L195 192ZM3 194V195H2ZM15 194V195H16ZM20 194V193H19ZM40 193H38V195H39ZM66 194V193H65ZM83 194V193H82ZM163 194V193H162ZM166 196L167 195H169V194H166V191H165V193H164ZM164 194H163V196H161V197H164ZM174 194H177V193H175L174 192ZM179 195H180V193H178ZM190 194V195H191ZM202 194H204L203 192L201 193H199V195H202ZM84 195V194H83ZM113 195H114V193H113ZM161 195V194H160ZM171 195H173V193L172 194H170V196ZM189 195V194H188ZM194 195V194H193ZM205 195V194H204ZM214 195L216 196L215 198H214ZM14 196V195H13ZM12 196V197H13ZM27 196V195H26ZM30 196H31V194H30ZM49 196V195H48ZM66 196V195H65ZM74 196H76V195H74ZM103 196V195H102ZM102 196H100V197H102ZM109 196H112V195H109ZM176 196V198L178 197V195H173V196H171L172 198H169V196H168V200H171V199H174V197ZM181 196V195H180ZM179 196V198H181ZM192 196V195H191ZM5 197V198H6ZM11 197V198H12ZM24 197V196H23ZM56 197H57V195H56ZM59 197H60V194H59ZM63 197V196H62ZM82 197V196H81ZM98 197V196H97ZM197 197V196H196ZM227 197H230V196H227ZM4 198V200H6ZM16 198H19L20 200H17ZM38 198V197H37ZM44 198V197H43ZM54 198V197H53ZM175 198V199H176ZM194 198H195V196H194ZM198 198V197H197ZM231 198H233L232 196L230 197V199ZM23 199H25V198H23ZM33 199V198H32ZM45 199H48V198H45ZM50 199V198H49ZM66 199V198H65ZM69 199V198H68ZM104 199V198H103ZM167 200V197H164V200ZM234 199V198H233ZM26 200H29L28 199V196H27V199H25V202H26ZM33 200H35V199H33ZM36 200H38V199H36ZM57 200V199H56ZM62 200H64V199H62ZM75 200V199H74ZM91 200V199H90ZM98 200V199H97ZM104 200H107V197L104 199ZM109 200V199H108ZM163 200V201H164ZM167 200V201H168ZM180 200V199H179ZM31 201V200H30ZM48 201V200H47ZM60 201H61V198H60ZM59 201V202H60ZM160 201L162 202V200H161V198H160ZM176 201H177V199H176ZM192 201V200H191ZM222 201V202H221ZM3 202V201H2ZM4 202H6V201H4ZM22 202V201H21ZM25 202L23 201V203L25 204ZM38 202H40V200L38 201ZM42 202H46V201H42ZM79 202V201H78ZM82 202H85V201H82ZM88 202H90L89 200L87 201V202H85V204L87 203L88 204ZM97 202V201H96ZM172 202V201H171ZM174 202V201H173ZM184 202V201H183ZM32 203H33V201H32ZM48 203V202H47ZM93 203V202H92ZM114 203V202H113ZM160 203V202H159ZM26 204H28V203H26ZM37 204H39V203H37ZM49 204V203H48ZM55 204V203H54ZM58 204V203H57ZM60 204H61V202H60ZM67 204V203H66ZM161 204V203H160ZM162 204H163V202H162ZM168 204H170V203H168ZM167 204V205H168ZM176 204V203H175ZM29 205V204H28ZM36 205V204H35ZM35 205H33V206H35ZM40 205H42L43 206V203H40ZM63 205V204H62ZM65 205V204H64ZM78 205V204H77ZM98 206L100 205V204H97ZM26 206L27 205H25V208H26ZM49 206V205H48ZM54 206V205H53ZM56 206H58V205H56ZM55 206V207H56ZM65 206H68V205H65ZM64 206V207H65ZM171 206V205H170ZM37 207V205L35 206V208ZM51 207V206H50ZM84 207V206H83ZM88 207H90V205L88 206ZM100 207H102V206H100ZM99 207V208H100ZM44 208V207H43ZM59 208H60V206H59ZM69 208V207H68ZM82 208V207H81ZM84 208H86V207H84ZM104 208H103V210H104ZM146 208L147 209H150V211L151 212H148V210L146 211ZM33 209V208H32ZM32 209H30V211H33ZM51 209V208H50ZM57 209V208H56ZM98 209V208H97ZM163 209V208H162ZM53 210H55L54 208H53ZM63 210V209H62ZM66 210H67V208H66ZM100 210V209H99ZM102 210V211H103ZM152 210H154L153 212H152ZM23 211V210H22ZM28 211V210H27ZM37 211V210H36ZM39 211H42V213H43V211L44 210H38L37 212H39ZM47 211V210H46ZM79 211H80V209H79ZM105 211V210H104ZM35 212V211H34ZM47 212H50V210L49 211H47ZM55 212H56V210H55ZM54 212V213H55ZM75 212V211H74ZM51 213H52V211H51ZM51 213H49V215H47L48 217L51 215ZM58 213L59 212H57V215H58ZM103 213V212H102ZM64 214V213H63ZM74 214V213H73ZM77 214V213H76ZM42 215V214H41ZM44 215H46V214H44ZM53 215V214H52ZM51 215V216H52ZM102 215V214H101ZM46 216V217H47ZM58 216H60V215H58ZM65 216H66V214H65ZM7 217H11V219H13V225H11V226H9V227H5V220H6V218ZM37 217V216H36ZM43 217V216H42ZM41 217V218H42ZM45 217V218H46ZM47 217V218H48ZM52 217H54V216H52ZM51 217V218H52ZM50 218V217H49ZM55 218H57L56 217V215H55ZM75 218V217H74ZM38 219V218H37ZM43 219V218H42ZM39 220H41V219H39ZM44 220V219H43ZM47 220V219H46ZM56 220V219H55ZM55 220H53V218H52V223H50V224H53L52 225V227L54 226V221ZM42 221V220H41ZM49 221H50V219L48 220V222L47 223H49ZM38 222V221H37ZM46 222V221H45ZM44 222V224L45 225H47V223H45ZM54 222V223H53ZM17 223V224H16ZM18 223H20L21 225L19 226L18 225ZM39 223V222H38ZM56 224V223H55ZM42 225H43V222H42ZM49 225V224H48ZM47 225V226H48ZM22 226H24L23 228H21L20 229V227H22ZM41 226V225H40ZM47 226H44V229H45V227H47ZM58 226V225H57ZM56 226V228H58ZM49 227H51L50 225H49ZM61 228V227H60ZM55 229V228H54ZM57 230V229H56ZM56 230H54L55 232H56ZM61 230H62V228H61ZM31 231V230H30ZM46 231V230H45ZM52 231V230H51ZM28 232H29V230H28ZM42 232H44V231H42ZM59 232H61V231H59ZM49 233H51V232H49ZM52 233H54V232H52ZM28 234H30V233H28ZM27 234V235H28ZM32 234H34V233H32ZM41 233H39V235H40ZM44 234H46V233H44ZM43 234V235H44ZM57 234V233H56ZM36 236V235H35ZM41 236V235H40ZM48 236V235H47ZM153 237L152 238V240H148L145 244H144V246H141V245H143L141 242L143 241V239L145 238H150V237ZM27 237V236H26ZM43 237V236H42ZM51 237H53V236H51ZM50 237V238H51ZM49 238V237H48ZM49 238V239H50ZM49 239H48V242H46V243H49ZM52 239V238H51ZM39 240H40V238H39ZM39 240H38V242H39ZM29 242H32V241H30V240H28ZM42 241V240H41ZM44 241V240H43ZM28 242V243H29ZM34 242H37V241H35L34 240ZM33 242V243H34ZM37 242V243H38ZM45 242V241H44ZM51 242L49 243V245H51ZM25 243V242H24ZM42 243V242H41ZM45 243V244H46ZM60 243V244H59ZM143 243H144V241H143ZM58 244V245H57ZM31 245V244H30ZM33 245H35V243L33 244ZM49 245H48V247H49ZM171 246V250L170 249H168V247L167 246ZM211 245H217L218 247H219V249H218V251H217V254L216 255H213V254H211V250H209L210 249V246ZM39 246V245H38ZM42 246V245H41ZM172 246L173 247H177L178 249H179V255L178 256H175V254H174V250L172 251ZM32 247H34V246H31V248ZM37 249H38V247L37 246H35ZM35 247H34V249H35ZM51 247V246H50ZM167 247V248H166ZM30 248V247H29ZM30 248V249H31ZM174 248V249H175ZM177 248H176V250H177ZM46 249H49V248H47L46 246H45V249L43 248V250H46ZM28 250V249H27ZM32 251V250H31ZM86 251H88V254L89 255H86L85 254V252ZM46 252H47V250H46ZM49 252V251H48ZM177 252V251H176ZM44 253H45V251H44ZM43 253V254H44ZM42 254V253H41ZM142 256H146V257H143V258H146V260L144 259V260H141L142 258ZM41 258H43L42 256H41ZM38 259V260H37ZM139 259V260H138ZM184 259H183V261H184ZM41 260V259H40ZM43 260V259H42ZM41 260V261H42ZM182 261V262H183ZM190 261H186V263L188 262H190ZM191 262H190V264H191ZM183 263H185V262H183ZM39 264H42V262L40 263L39 262Z\"/></svg>",
  "mask_w": 264,
  "mask_h": 264
},
{
  "label": "crops",
  "instance_id": "0c3cea01",
  "mask_svg": "<svg viewBox=\"0 0 264 264\" xmlns=\"http://www.w3.org/2000/svg\"><path fill=\"white\" fill-rule=\"evenodd\" d=\"M185 47V45L181 42V43H179V45H178V48L179 49H183ZM188 51H190V50H188ZM187 52V51H186ZM185 52V53H186ZM183 54V53H182Z\"/></svg>",
  "mask_w": 264,
  "mask_h": 264
}]
</instances>
